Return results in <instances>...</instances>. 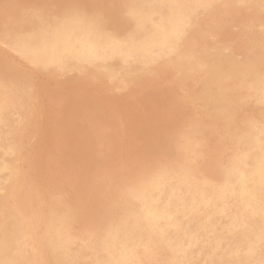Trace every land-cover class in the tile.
<instances>
[{"label":"rangeland","instance_id":"obj_1","mask_svg":"<svg viewBox=\"0 0 264 264\" xmlns=\"http://www.w3.org/2000/svg\"><path fill=\"white\" fill-rule=\"evenodd\" d=\"M23 2L21 4V2ZM39 1V2H38ZM63 2L62 0H0V79L2 81H0V90L3 91V96L5 98V100L7 101V104L9 106V111L8 114L5 115L3 117V119H5V123H1L0 124V134H3V136L7 139V143L11 146L10 151L12 153H10L9 151V156L6 155L7 153H4L3 151H1L2 149H0V163H2L3 161L7 162L8 165L11 168V174L10 171L5 174H3L0 179V198H4V199H0V212H4L3 214L0 213V218L3 220H0V227L6 228L8 229V232L13 233L16 232L18 223H22L25 226V231L24 234L19 237V246L16 251L19 255H22L21 260L23 259V261L25 262V264H43L45 263H50V264H62V260H80V259H87V258H91V260H97L95 254L99 253L101 254L102 252V242L99 239L98 233L99 230L101 228H103L104 226H106V224H108L109 222H112L111 220H114V215L117 213V211L119 213H122L123 211H125L127 209V207L129 206V204H131V199L130 197H128L126 195V192L129 191L128 189H130L131 191L136 190L138 188V186L136 185V182L139 178H141L142 176H144L145 174L152 172V173H157L159 171L165 170L166 168H168L170 166L171 160H173L174 158H170L167 156H164V152L162 151V148L160 149V146L162 144V140L163 144H166L169 148H171L175 154V159H178L177 161L180 163H185L189 166H193L195 167L196 170V175L200 176L203 175L209 171L212 170H216L218 166L220 167H226L228 164H230L231 158H233L232 154L233 151L231 149V145L226 144V142L222 139V136L224 131L223 130H218L220 129L219 125L216 124V119L214 117H212V115L210 114V111H206V107L205 104L203 105L202 100H197L196 98L199 97V95L202 93L203 91V83L206 80V75L205 73H201V72H192V73H187V74H183L182 72H180V63H182V58L185 56H192L194 58H200L203 56H208L209 58H211V60L213 61L214 59L217 58H228L231 57L232 59H237L238 62L242 63V64H254V65H258V63H264V60L261 61L262 59V49H264V42H262L261 38V34H263L262 36H264V23H261V21L264 20V16H261V12L258 13L259 11L256 10H245L244 9H225L223 7H221V5L225 4L222 1L221 2H212L213 4L217 5V7L215 8H211V9H207L206 11H204L205 9H201L198 13H196V17H197V26L196 28L192 29L186 37V44L184 47V50L177 53L174 56L171 57H166L164 59H162L161 61L154 63L152 66H146V67H140L138 65L131 64L129 66V64H124L121 61H113V62H98V63H94V64H85L80 66V69L78 67V69L75 68L72 69V71L69 70L68 75H65V73L67 74L68 69L65 71V73L63 74V76H58L56 75L55 71L56 69L52 68L50 70V73H42V74H35L33 72V64H31L30 62L28 63V60L26 62V59L24 60L22 57H20V55H18L13 49L11 50V46L17 42H19L20 40L23 39H29L30 36H33L34 34H36L39 29L37 27H35L34 24H22V23H18V18H19V14H21V11L28 6L31 5H35V4H41V3H55V2ZM87 1H89V3H96V1L94 0H84V2L88 3ZM109 1V2H108ZM3 2V3H2ZM41 2V3H40ZM108 3H114V4H126L127 5H131L133 0H107ZM131 2V3H130ZM238 2V1H237ZM237 2H233V3H237ZM250 2L256 3L258 4L259 1L258 0H250ZM19 3V4H18ZM5 5H8V8H5ZM15 5V6H14ZM18 5H20V7H18ZM13 6V7H12ZM22 6V7H21ZM24 6V7H23ZM15 7V8H14ZM22 8V9H21ZM13 9H17L16 11ZM11 10V11H10ZM21 10V11H20ZM218 10V11H217ZM223 10V11H222ZM225 10V11H224ZM249 11V12H247ZM257 11V12H256ZM19 12V13H18ZM245 12V13H244ZM257 14H256V13ZM5 13H9L8 15ZM201 13V14H200ZM224 13V14H223ZM241 14L240 16L238 14ZM249 13V14H248ZM254 13L256 16H258V18L262 19H257L254 16ZM13 14V15H12ZM18 14V15H17ZM231 14V15H230ZM237 14V15H236ZM259 14L261 17H259ZM194 15V16H195ZM200 15V16H199ZM230 15V16H229ZM242 15L245 17L242 18ZM248 15V16H247ZM252 16V19L250 16ZM199 16V18H198ZM234 16V17H233ZM17 17V18H16ZM237 17V18H236ZM240 17V18H239ZM249 17V18H248ZM16 18V20H15ZM205 18V19H204ZM239 18V19H238ZM254 18V19H253ZM11 19H13L11 21ZM73 18H68L66 19V21H69ZM80 19H84V18H80ZM233 19V20H232ZM249 19V20H248ZM205 20V21H204ZM235 20V21H234ZM239 22V24L237 23V21ZM240 20L243 22H240ZM260 20V21H259ZM8 21V22H7ZM86 23H90L88 20L84 19L83 20ZM211 21V22H210ZM230 21V22H229ZM234 21V22H233ZM248 22L249 23V27H248ZM255 24H254V23ZM257 22V23H256ZM264 22V21H263ZM214 27H213V25ZM215 23V24H214ZM231 23V24H230ZM237 23V24H236ZM4 24V25H3ZM229 24V26H228ZM236 24V25H235ZM244 29L243 28V26ZM263 24V25H261ZM19 25V26H18ZM235 25V26H232ZM241 28V31L239 26ZM253 25V26H252ZM256 25L258 27H256ZM261 25V26H260ZM25 26V27H24ZM212 26V27H211ZM216 26V27H215ZM226 28H225V27ZM238 26V27H236ZM242 26V27H241ZM2 27V28H1ZM16 27V28H15ZM221 27V28H219ZM230 27V28H229ZM14 28V30L12 29ZM56 28V27H55ZM213 28V30H212ZM243 28V29H242ZM255 28V29H254ZM257 28V29H256ZM263 29V30H260ZM54 29V28H53ZM52 29V30H53ZM211 29V30H210ZM217 29H220L217 30ZM225 29V30H224ZM228 29V30H227ZM235 29V30H234ZM238 29V30H237ZM251 31V33L249 32V30ZM5 30V31H3ZM11 30V31H10ZM37 30V31H35ZM206 30V31H205ZM223 30V32H222ZM245 30V32H244ZM247 30V33H246ZM254 30V31H252ZM259 30V31H258ZM18 31V33H17ZM197 31V32H196ZM202 31H204L202 33ZM226 31V32H225ZM230 31V32H228ZM232 31V32H231ZM234 31V32H233ZM237 33H236V32ZM31 34H30V33ZM33 32V34H32ZM193 32V34H192ZM228 32V33H227ZM239 32V34H238ZM3 33V34H2ZM29 36H27L26 34ZM218 33V34H217ZM223 33H226L228 36L224 35ZM236 33V34H234ZM241 33V34H240ZM7 34V35H6ZM20 34V35H19ZM206 34V35H205ZM211 34V35H210ZM213 34V35H212ZM216 34V36H215ZM233 36H232V35ZM260 34V35H259ZM26 35V36H25ZM202 35V36H201ZM209 35V36H208ZM223 35V36H222ZM245 35V36H244ZM4 36V38H3ZM13 36V38H12ZM17 36V37H16ZM190 36V38H188ZM212 36H215L214 38ZM220 36V37H219ZM236 36V37H234ZM250 36V38H249ZM254 37L253 39L251 37ZM256 36V37H255ZM258 36V38H257ZM196 37V38H195ZM211 39H210V38ZM224 37V38H222ZM238 37V39H237ZM242 37V38H241ZM222 38V39H221ZM228 38V39H226ZM235 40H233V39ZM2 39V40H1ZM15 41H14V40ZM193 39V40H192ZM196 39V40H195ZM257 39V40H256ZM200 40V41H199ZM218 40V41H217ZM223 40V42H222ZM233 40V41H232ZM241 40V41H240ZM251 40V41H249ZM254 42H253V41ZM14 41V42H13ZM194 41L196 43H194ZM211 41V42H210ZM213 41V42H212ZM217 41V42H215ZM238 41V42H237ZM239 41L241 43H239ZM257 43H256V42ZM6 42V43H5ZM193 42V43H192ZM198 42V43H197ZM253 42V43H252ZM13 43V44H12ZM209 43V44H208ZM211 43V44H210ZM214 43V44H213ZM243 43V45H241ZM261 43V45H260ZM197 46H196V45ZM204 44V45H203ZM255 44V45H254ZM11 45V46H10ZM223 45V46H221ZM229 45V46H228ZM235 45V46H234ZM249 45V46H248ZM4 48H3V47ZM8 46V47H7ZM203 46V49L202 47ZM216 46V48H215ZM219 46V47H218ZM225 46V47H224ZM246 46V48H245ZM252 46V47H250ZM6 47V48H5ZM197 47L199 49H197ZM257 49H256V48ZM225 48V49H224ZM234 48V49H233ZM219 49V50H218ZM5 50H9L4 52ZM208 50V51H207ZM261 50V52H259ZM189 51V53H188ZM212 51V52H211ZM214 51V52H213ZM220 51H222L220 53ZM236 51V52H235ZM238 51V52H237ZM185 54H183V53ZM208 54H206V53ZM216 52V53H215ZM232 52V53H231ZM247 52V53H246ZM249 52V54H248ZM12 53V54H11ZM181 53V54H180ZM223 53V54H222ZM241 53V54H240ZM254 53V54H252ZM257 53V54H256ZM7 54V55H6ZM16 54V55H15ZM192 54V55H191ZM196 54V55H195ZM239 54V55H238ZM260 54V55H259ZM5 55V56H4ZM180 55V56H179ZM221 55V56H220ZM224 55V56H223ZM254 55V56H253ZM183 56V57H182ZM214 56H218V57H214ZM220 56V57H219ZM242 56V57H241ZM245 56V57H244ZM249 56L250 59H249ZM4 57V59H3ZM15 57V58H14ZM20 57V58H19ZM179 57L178 61L177 58ZM182 57V58H181ZM240 57V58H239ZM19 58V59H18ZM196 58V59H197ZM258 58V59H257ZM244 59V60H243ZM249 59V60H248ZM2 60V61H1ZM13 60V61H12ZM24 60V61H22ZM166 60V61H165ZM236 60V61H237ZM253 60V61H252ZM258 60V61H257ZM177 61V62H176ZM18 63V65H16V63ZM161 62V63H160ZM173 63V67L172 63ZM27 63V64H26ZM176 65H175V64ZM257 63V64H256ZM7 64V66L5 65ZM124 64V65H123ZM162 64V65H161ZM20 65L22 66L20 68ZM26 67H25V66ZM88 65V66H87ZM165 65V66H164ZM167 65V66H166ZM169 65V66H168ZM123 66V67H122ZM128 68H126V67ZM156 66V70L155 67ZM171 66V67H170ZM5 67V68H4ZM7 67V68H6ZM134 67V68H133ZM139 67V68H138ZM151 67V68H149ZM167 67V68H165ZM20 68V69H19ZM30 68V69H29ZM126 68V69H124ZM131 68V70H130ZM138 68V69H135ZM152 69L151 70V74H149V70L147 69ZM159 68V69H157ZM2 69V70H1ZM7 69V71L5 70ZM22 69V70H21ZM28 69V70H27ZM54 69V73H52ZM91 69V70H90ZM96 69V70H95ZM104 69V70H103ZM105 69H106V73H105ZM143 69V70H142ZM154 69V71H153ZM168 69V70H167ZM175 71H172V70ZM30 70V73H29ZM77 70V71H76ZM81 70V71H80ZM95 70V71H94ZM104 73H103V71ZM121 70V71H120ZM135 70V71H134ZM2 71V73H1ZM23 71H25V73H23ZM110 71V73H109ZM117 71H118V75H117ZM146 71H148V74L146 73ZM160 71V74H159ZM29 73V74H28ZM78 73V74H75ZM115 73V74H114ZM142 73V74H141ZM162 73V74H161ZM177 73V74H176ZM7 74V75H6ZM12 74V75H11ZM82 74V75H81ZM94 74V75H93ZM97 74V75H95ZM146 74L148 75V77L146 76ZM159 74V75H158ZM202 74V75H201ZM17 75L18 78L17 79ZM53 75V76H52ZM56 77H55V76ZM65 75V76H64ZM81 77H78V76ZM108 75V76H107ZM133 76V77H127V76ZM142 75V76H141ZM164 75V76H163ZM186 75V76H185ZM43 76V77H40ZM71 76V77H70ZM104 76V77H103ZM183 76V77H182ZM191 76V77H190ZM193 76V77H192ZM5 79H4V78ZM17 79L14 81V79ZM27 77V78H25ZM45 77V78H44ZM54 77V78H53ZM69 77V78H68ZM92 79L93 82H90ZM101 79H100V78ZM127 77V78H126ZM138 77V78H136ZM141 77V78H140ZM142 77L146 78L143 79ZM163 77V79L161 78ZM170 77V79H169ZM12 80H11V79ZM41 78V80H40ZM48 78V80H47ZM81 78V79H80ZM85 78V80H84ZM98 78V79H97ZM113 78V79H112ZM124 78V79H123ZM149 78V79H147ZM178 78V79H177ZM181 78V80H180ZM185 78V79H184ZM11 82H10V80ZM22 79L24 82H21ZM26 79V80H24ZM105 79V81H104ZM121 79V81H120ZM140 79V80H139ZM165 79V80H164ZM175 79V80H174ZM187 79V80H186ZM194 79V80H193ZM200 79V80H199ZM203 79V81H202ZM6 80V81H5ZM65 80V81H64ZM72 80V81H71ZM88 80V81H87ZM97 82H96V81ZM103 80V81H102ZM112 80V81H111ZM115 80V81H113ZM118 80V81H116ZM123 80V81H122ZM130 80V81H129ZM138 80V81H136ZM142 80H145V82L143 83ZM164 80V81H163ZM199 80V81H198ZM26 81V82H25ZM84 83H82V82ZM102 81V82H101ZM127 81V82H126ZM138 82V85L135 83ZM140 81H142V83H139ZM152 81V82H151ZM163 83H162V82ZM202 81V82H201ZM3 82V83H2ZM53 82V83H52ZM117 82V83H116ZM125 82L127 85H125ZM156 82V84H155ZM173 82V84H172ZM186 82V85L185 83ZM2 83V84H1ZM7 83V84H6ZM22 83V84H21ZM26 83V85H25ZM36 83V84H35ZM43 83V84H42ZM75 83V84H74ZM81 83V85H80ZM90 83V84H89ZM94 83V84H92ZM104 83V85H103ZM121 83V86L119 85ZM134 83V85L132 86V84ZM184 85H183V84ZM195 83V84H194ZM9 84V85H8ZM11 84H13L11 86ZM19 84V85H18ZM38 84V89H37V94L34 97V95L30 94L29 92L33 93L32 88L33 85H37ZM89 84V85H86ZM96 84L98 86H96ZM153 84V85H152ZM159 84V85H158ZM182 84V85H181ZM16 86V91H15V87ZM30 85V86H29ZM40 85V86H39ZM64 85V86H63ZM67 85V86H66ZM80 85V87L83 88H78V86ZM94 85V87H93ZM112 85V87H111ZM118 85V87H117ZM131 85V86H130ZM141 85V86H140ZM145 85V86H144ZM157 85V86H155ZM181 85V86H180ZM190 85V87H189ZM196 85V86H195ZM10 86V87H9ZM43 86V87H42ZM57 86V87H56ZM89 86V87H88ZM100 86V87H99ZM125 87L120 88V87ZM138 86V87H137ZM172 86V87H171ZM179 86V89H178ZM197 86H201V88L199 89V87ZM215 85L211 86V91L212 94L214 95V93L216 94L218 91V88L214 87ZM13 87V88H12ZM21 87V89H20ZM23 87V88H22ZM30 87V89H29ZM41 87V90L40 88ZM46 87V88H45ZM61 87V88H60ZM77 87V88H76ZM106 87V89L104 88ZM116 87V88H115ZM160 87V88H159ZM177 87V88H176ZM214 87V88H213ZM3 88V89H2ZM21 91H18V89ZM26 88V89H25ZM55 88V89H54ZM57 88V89H56ZM76 90H75V89ZM92 88V89H91ZM98 88V89H96ZM101 88V89H100ZM108 88V89H107ZM118 88V89H117ZM175 88V89H174ZM194 88V89H193ZM64 89V90H63ZM69 89V90H67ZM72 89V90H71ZM79 89V90H77ZM112 89V90H111ZM114 89V90H113ZM121 89V90H120ZM134 89V90H133ZM140 89H142L140 91ZM149 91H148V90ZM193 89V92H192ZM27 90V91H26ZM47 90V92H46ZM84 90H86L84 92ZM97 93H96V91ZM108 90V91H107ZM161 90V91H160ZM216 90V91H215ZM8 91V92H7ZM23 92L21 95L17 93ZM55 91V92H54ZM88 91L90 93H88ZM107 91V92H106ZM129 91L130 94H129ZM135 91V93H134ZM140 91V92H139ZM148 91V92H147ZM196 91V93H195ZM237 91H241V90H237ZM11 92V95L9 94ZM87 92V93H86ZM103 92V93H102ZM188 92V93H187ZM25 93V95H23ZM58 93V94H57ZM67 93V94H66ZM81 93V94H80ZM93 93V94H92ZM112 93V94H111ZM143 93V94H142ZM177 93V94H176ZM179 93V94H178ZM182 93V94H181ZM184 93V95H183ZM8 96H7V95ZM13 94V95H12ZM15 94V95H14ZM18 94V95H16ZM40 94V95H39ZM50 94V95H49ZM53 94V95H52ZM56 94V95H55ZM74 94V95H73ZM92 96H91V95ZM104 94H106V96H104ZM141 94V96H140ZM148 94V95H147ZM195 94V95H193ZM32 95V96H31ZM39 95V96H38ZM77 95V96H76ZM84 95V96H83ZM90 95V96H89ZM99 95V100H97L96 96ZM123 95V96H121ZM134 95V97H133ZM147 97L149 98H146ZM186 95V96H185ZM192 95V97H191ZM197 95V96H196ZM15 97V96H19V101L17 100V97L11 98V97ZM25 97L22 98V97ZM31 96V97H29ZM49 96V98H48ZM55 96V97H54ZM68 96V97H67ZM71 96V97H70ZM75 96V97H74ZM108 96L110 98H108ZM113 96V97H111ZM184 96V97H183ZM189 96V97H188ZM21 97V98H20ZM67 97V98H66ZM131 97V98H130ZM133 97V98H132ZM151 97V98H150ZM155 97V98H154ZM158 97V98H156ZM186 97V98H185ZM32 100H31V99ZM36 98V99H35ZM43 98V99H42ZM45 98V99H44ZM69 98V99H68ZM71 98V99H70ZM101 98V99H100ZM107 98L108 100H105ZM175 98V99H174ZM183 98V99H182ZM24 99V100H23ZM30 99V101L28 100ZM73 99V100H72ZM77 99V100H76ZM114 99V100H113ZM120 99V100H119ZM132 99V100H131ZM137 99V100H135ZM141 99V100H140ZM152 99V100H151ZM160 99V100H159ZM193 99V100H192ZM11 100V101H10ZM17 100V101H16ZM45 100V101H44ZM58 100V101H57ZM95 100V101H94ZM100 100H102L101 102H99ZM112 102H111V101ZM131 100V102H130ZM177 100V101H175ZM184 100H186L185 102H183ZM195 100V101H194ZM15 101V102H14ZM24 102V107L21 106V103L23 104ZM29 101V102H28ZM47 101V102H46ZM66 101V102H65ZM106 101V103H105ZM136 101H140L141 103H138ZM160 101V102H159ZM190 101V102H189ZM12 102V103H11ZM38 102H40L38 104ZM45 102V105H44ZM56 102V103H55ZM75 102V103H74ZM103 102V103H102ZM111 102V105H110ZM117 105L120 106H116ZM123 102V103H122ZM128 102V103H127ZM194 102V103H193ZM16 103V104H14ZM19 103V104H18ZM29 103V104H27ZM50 103V104H49ZM113 103V106H112ZM126 103V104H124ZM130 103V104H129ZM135 103V104H134ZM145 103V104H142ZM161 103V104H160ZM164 103V104H163ZM181 103V104H179ZM186 103V104H185ZM189 103V104H188ZM191 103V104H190ZM201 103V104H200ZM13 104V105H12ZM33 104V107H32ZM83 104V105H82ZM105 104V105H104ZM114 104H115V108L116 110H114ZM134 104V105H133ZM152 104V107L150 106ZM185 104V105H184ZM200 106H198V105ZM27 105V106H26ZM35 105V107H34ZM64 105V106H63ZM69 105V106H68ZM91 105V106H90ZM96 105V106H95ZM101 105V106H99ZM128 105V106H127ZM131 105V106H129ZM141 107L140 109H143L142 111H145L147 113H145L143 115V112L137 107ZM142 105V106H141ZM179 105V106H178ZM193 107H192V106ZM197 105V106H196ZM14 106V107H12ZM50 106V107H49ZM74 106V107H73ZM104 106V107H103ZM155 106V107H153ZM158 106V107H157ZM190 106V107H189ZM251 106V107H250ZM10 107L12 109H10ZM16 107V108H15ZM43 107V108H42ZM93 107V108H92ZM99 107V108H98ZM145 107V108H144ZM158 109H157V108ZM187 107V108H186ZM193 109H192V108ZM195 107V108H194ZM202 107V108H201ZM255 107V109H254ZM256 104L255 103H251L250 105H248L247 107H243L241 108V112L238 115V121L236 119V125L235 127L238 125L239 127L242 126V123L240 120H244L246 118H252L254 111H257V113H260V111L256 108ZM49 108V109H48ZM76 110H75V109ZM174 108V109H173ZM176 108V109H175ZM181 108V109H180ZM186 108V110H185ZM190 108V109H189ZM198 108V109H197ZM21 110V113L18 110ZM29 109V110H28ZM37 109L38 112H37ZM105 109V110H104ZM146 109V110H145ZM196 109V110H195ZM253 109V110H251ZM13 110H15L13 112ZM35 110V111H34ZM43 110V111H42ZM46 110V111H45ZM57 110V111H56ZM70 110V111H69ZM101 110L103 112V114L101 113ZM120 110V111H119ZM152 110V112H151ZM191 110H193L191 112ZM203 110V111H202ZM249 110V111H248ZM27 111V112H26ZM33 112L36 114H29L30 112ZM40 111V112H39ZM48 111V112H47ZM73 111V112H72ZM182 111V112H181ZM185 111V113H184ZM248 111V112H247ZM12 112V113H11ZM31 112V113H32ZM43 112V113H42ZM47 112V113H46ZM55 112V113H54ZM91 112V114H89ZM117 112L119 114H117ZM156 112V113H155ZM159 112H163V113H159ZM168 114H166V113ZM188 112V113H187ZM194 112V113H193ZM247 112V113H246ZM250 112V113H249ZM25 113V114H24ZM51 113V114H50ZM77 113V114H76ZM142 113V114H140ZM165 113V114H164ZM197 113V114H196ZM39 114V115H38ZM53 114V115H52ZM59 114V115H58ZM150 114V115H149ZM164 114V115H163ZM174 114V115H173ZM186 114H190L189 116ZM201 114V115H200ZM204 114V115H203ZM251 114V115H250ZM13 115V117L11 116ZM21 115V116H20ZM23 115V116H22ZM44 115V116H43ZM48 115V116H47ZM69 115V117H68ZM92 115V116H91ZM101 115V116H100ZM205 116L203 118V116ZM209 115V116H207ZM242 115V116H241ZM244 115V116H243ZM32 116V117H30ZM41 118H40V117ZM52 116V117H50ZM73 116V117H72ZM80 118H79V117ZM97 116V117H96ZM164 116V117H163ZM168 116V117H167ZM181 116V117H179ZM202 116V118H201ZM240 116V117H239ZM15 117H18V119H16ZM22 117V118H21ZM34 117V118H33ZM44 117V118H43ZM76 117V118H75ZM93 117V119H92ZM113 117V118H112ZM139 117V118H137ZM147 119H144L146 118ZM149 117V118H148ZM152 117V118H151ZM157 117V118H156ZM166 117V118H165ZM178 117V118H177ZM195 117V118H194ZM209 117V119H208ZM11 118V119H8ZM21 118V119H19ZM26 118V119H25ZM32 118V119H31ZM37 118V119H35ZM54 120H53V119ZM87 118V119H86ZM91 118V120H90ZM126 118V119H125ZM132 118V119H131ZM201 118V119H200ZM207 118V120H206ZM212 118V119H211ZM41 119V120H40ZM52 119V120H51ZM73 119V120H72ZM102 119V120H101ZM106 119V120H105ZM109 119V121H108ZM117 119V120H116ZM136 119V120H134ZM175 119V121L173 120ZM183 119V120H182ZM187 119V120H186ZM13 122H12V121ZM16 120V122H14ZM21 121V125L23 124L22 122L24 121V124L22 126L19 127V122ZM34 120V121H32ZM37 120V121H36ZM58 120V122H57ZM114 120V121H113ZM143 120V121H142ZM173 120V121H172ZM181 120V121H179ZM198 120V121H197ZM210 120V121H208ZM4 121V120H3ZM27 121V122H26ZM38 121H40L42 125L40 124H36L35 122L38 123ZM50 121V122H49ZM87 121V122H86ZM92 121V122H91ZM122 122L125 124L123 126V124L121 125ZM129 121V123L127 122ZM172 121V122H171ZM193 121V122H192ZM77 123V124H74ZM101 122V123H100ZM10 123V124H9ZM14 123V125H12ZM17 123V125H16ZM31 123V124H30ZM35 123V124H34ZM58 123V124H56ZM62 123V124H61ZM127 123V124H126ZM157 123V124H156ZM160 123V125H159ZM200 125H199V124ZM211 123H215L213 126ZM248 123V122H247ZM246 123V125H248ZM6 124V125H5ZM34 124V128L32 127ZM51 124V125H50ZM55 124V125H54ZM171 124V126H170ZM198 126H197V125ZM205 126V127H203ZM205 124V125H204ZM211 124V125H210ZM241 124V126H240ZM4 127H2V126ZM12 125V127L10 126ZM30 125V126H29ZM40 125V127H39ZM192 125V126H191ZM194 125L196 126V128L194 127ZM216 125V126H215ZM17 129H13L14 127ZM43 128H42V127ZM57 126V128H56ZM59 126V127H58ZM75 126V127H73ZM158 126V128H157ZM167 126V128H166ZM200 126H202L203 128H201ZM209 126V127H208ZM212 128H211V127ZM219 126V127H218ZM237 126V127H238ZM5 127L8 128H12V129H7ZM54 127V128H53ZM96 127V128H95ZM105 127V128H104ZM192 127V128H191ZM194 127V128H193ZM200 127V128H199ZM215 127V128H214ZM236 127V129H237ZM2 128V130H1ZM32 128V130L30 131V129ZM40 128V129H39ZM67 128L69 130H67ZM162 128V129H161ZM177 128V129H176ZM198 128V130H197ZM217 128V129H216ZM25 129V130H24ZM43 129V130H42ZM72 129V130H71ZM154 129V130H153ZM170 129V130H168ZM186 129V130H185ZM193 129V130H192ZM196 129V130H194ZM210 129V130H208ZM214 129V130H213ZM4 130V131H3ZM14 130V131H13ZM18 130V131H17ZM38 130H40L38 132ZM63 130V131H62ZM71 130V131H70ZM76 130V131H75ZM84 132H83V131ZM140 130V131H139ZM153 130V131H152ZM161 130V131H160ZM192 130V131H191ZM213 130V131H212ZM218 130V131H217ZM9 131V132H8ZM22 131V132H21ZM26 131H29L26 133ZM43 131V132H42ZM47 131V132H46ZM65 131V132H64ZM155 131H159L158 133ZM163 131V132H162ZM166 131V132H165ZM170 131V132H169ZM198 131V133L196 134V132ZM209 134H206L207 132ZM215 131V134L213 133ZM241 131V130H239ZM238 130L236 131L237 133L239 132ZM6 132V133H5ZM13 134H12V133ZM25 132V134L23 133ZM31 132V133H30ZM37 132V133H36ZM53 132V133H52ZM56 132V133H55ZM73 132V133H72ZM111 132V135H110ZM168 132V133H167ZM183 134H182V133ZM187 134H185V133ZM190 132V135H189ZM203 132V133H202ZM40 133V134H39ZM42 133V134H41ZM44 133V134H43ZM46 133H48L46 135ZM85 133V134H84ZM146 133V134H145ZM157 133V134H156ZM181 133V134H180ZM212 133V135H211ZM219 133V134H217ZM21 134V135H20ZM28 134V135H27ZM31 134V135H29ZM34 134V135H33ZM73 134V135H72ZM131 134V136L129 135ZM135 134V135H134ZM141 134V135H140ZM156 134V135H155ZM168 139H167V136ZM181 136H180V135ZM185 134V135H184ZM192 134V135H191ZM201 134V136H200ZM24 135L26 136L24 138ZM39 135V136H38ZM40 135H42V137H40ZM45 135V136H44ZM54 135V136H53ZM71 135V136H70ZM81 135V136H79ZM107 135V136H105ZM145 135V136H144ZM158 135V136H157ZM165 135V136H164ZM179 135V136H178ZM183 135V136H182ZM10 136V137H9ZM16 136V138H14ZM36 136V137H34ZM58 136V137H57ZM149 136V137H148ZM153 136L154 139H151ZM157 136V137H156ZM185 136V137H184ZM207 136V137H206ZM212 136V137H211ZM215 136V137H213ZM224 136V135H223ZM9 137V138H8ZM13 137V138H12ZM31 137V139H30ZM34 137V138H33ZM40 137V138H39ZM45 137V138H44ZM49 139H48V138ZM66 137V138H65ZM146 137V138H144ZM162 137V138H161ZM174 137V138H173ZM24 138V139H23ZM44 138V139H43ZM123 138V139H122ZM127 140H126V139ZM139 140H138V139ZM157 138V139H156ZM170 138V139H169ZM186 138V139H184ZM206 138V140L204 139ZM218 138V139H217ZM13 140L12 143H9V141L11 142V140ZM17 139V140H16ZM26 142V147L23 143ZM38 139V140H37ZM51 139V140H50ZM62 142H60V140ZM142 139V140H141ZM167 139V140H166ZM177 139V140H176ZM187 139L190 141H187ZM32 140V141H31ZM37 140V141H36ZM42 140V141H41ZM50 140V142L48 141ZM79 140V141H78ZM102 140V141H101ZM104 140V141H103ZM132 140V141H131ZM141 140V141H140ZM161 140V141H160ZM171 140V141H170ZM186 140V141H185ZM197 142H196V141ZM212 140V141H211ZM22 141V144H21ZM28 141V142H27ZM35 141V142H33ZM70 141V142H69ZM112 141V142H111ZM116 141V143H114ZM130 145H129V142ZM143 141V143H142ZM145 141V142H144ZM158 141V142H157ZM167 141V142H166ZM179 141V142H178ZM184 141V142H183ZM195 143H194V142ZM203 141V142H202ZM15 142V143H14ZM20 142V143H18ZM46 142V143H44ZM49 142V144H48ZM55 142V143H54ZM128 145H126L127 143ZM160 142V143H159ZM171 142V143H170ZM206 142V143H204ZM215 142V143H214ZM220 142V144H219ZM2 141L0 140V148L2 147L1 145ZM18 143V145H17ZM29 143V144H28ZM33 143V144H32ZM176 145H175V144ZM211 143V144H210ZM218 143V144H217ZM15 144V145H14ZM21 144V145H19ZM32 144L30 149V145ZM35 144L37 146H35ZM46 144V145H45ZM51 144H54L53 146ZM66 144V145H65ZM69 144V145H68ZM76 144V145H75ZM123 144V145H122ZM150 144V145H149ZM156 144V145H155ZM158 144V145H157ZM188 144V146L186 145ZM194 144V145H193ZM197 144V145H196ZM39 145V147H38ZM48 145V146H47ZM112 145V146H111ZM171 145V146H169ZM174 145V148H173ZM179 145V147H178ZM196 145V146H195ZM212 145V146H211ZM223 145V147H222ZM229 145V146H228ZM16 146H18V149ZM45 146V147H43ZM70 146V147H69ZM74 146V147H73ZM77 146V148H76ZM105 146V147H104ZM192 148H191V147ZM220 146V147H219ZM43 147V149H42ZM51 150H50V148ZM111 147V148H109ZM125 147V148H124ZM130 147V149H129ZM199 147V148H198ZM206 147V148H205ZM219 147V148H218ZM226 147V148H225ZM27 148V149H26ZM55 148V150H54ZM105 148V149H104ZM114 148V150H113ZM210 148V149H208ZM217 148V149H216ZM225 148V149H224ZM17 149V150H15ZM24 149V150H23ZM29 149V151H28ZM39 149V150H38ZM42 149V151H41ZM46 151H45V150ZM110 149V150H108ZM118 149V150H117ZM134 149V150H133ZM178 149V150H177ZM229 151H228V150ZM25 151L24 154H21ZM49 150V151H48ZM57 150V151H56ZM123 150V151H121ZM151 150V151H150ZM181 150V152H180ZM218 150V151H215ZM14 151V152H13ZM27 151V152H26ZM32 151V152H31ZM35 151V152H33ZM39 151V154H38ZM56 151V153H54ZM79 151V153H78ZM115 151V152H114ZM143 151V152H142ZM160 151V152H159ZM224 151V152H223ZM5 154H3V153ZM19 155H16L17 153ZM31 152V154H30ZM70 152V153H69ZM115 154H114V153ZM124 154H122V153ZM151 152V153H150ZM215 152V153H214ZM220 152V153H217ZM239 152V151H238ZM16 153V154H15ZM25 153L27 154V156L25 155ZM66 153V154H65ZM81 153V154H80ZM130 155H129V154ZM179 153V154H178ZM213 153V154H211ZM222 153V154H221ZM225 153V154H224ZM31 156H30V155ZM46 156H45V155ZM51 154V156H49ZM55 154V156H54ZM64 154V155H63ZM122 154V155H120ZM216 154V155H215ZM16 155V157H15ZM21 155V156H20ZM24 155V161H25V165L23 161V157ZM29 155V157H28ZM33 155V156H32ZM58 155V157H57ZM67 155V156H66ZM157 155V156H154ZM159 155V156H158ZM162 155V156H161ZM186 155V156H185ZM196 155V156H195ZM200 155V156H199ZM3 156H5L4 158H2ZM8 156V157H7ZM12 156V157H11ZM19 156V157H18ZM36 156H38L36 158ZM44 156V157H43ZM48 156V157H47ZM65 156V157H64ZM131 156V158H130ZM150 156V157H149ZM185 156V157H184ZM198 156V158H197ZM204 159H202L201 158ZM215 156V157H214ZM229 156V157H228ZM231 156V157H230ZM13 157H15L14 159L16 160H11ZM22 157V158H21ZM54 160L52 159V158ZM113 157L115 159H113ZM128 159H127V158ZM154 157V158H153ZM167 157V158H166ZM195 157V158H194ZM6 158V159H5ZM9 158V160H8ZM27 158H29L27 160ZM32 158V159H31ZM42 158V159H41ZM46 158V159H45ZM50 158V159H49ZM59 158V160H58ZM77 158V159H76ZM137 158V159H136ZM207 158V159H206ZM221 158V159H220ZM226 158V159H225ZM229 158V159H228ZM4 159V160H3ZM18 159V160H17ZM19 159H22L21 161ZM52 159V161H51ZM64 159V160H63ZM68 159V160H67ZM80 159V161L82 162L80 164V161L78 160ZM149 159V160H148ZM155 159V160H154ZM158 159V160H157ZM165 159V163L164 162ZM180 159V160H179ZM182 159V160H181ZM189 159V160H188ZM192 159V160H190ZM195 159V160H194ZM212 159V160H211ZM41 160V161H40ZM44 162H43V161ZM56 160V161H55ZM72 162H71V161ZM103 160V161H102ZM110 160V161H109ZM153 160V161H152ZM162 163H161V161ZM209 160V161H207ZM211 160V161H210ZM215 160V161H214ZM230 160V161H229ZM13 161V162H11ZM16 161L18 162L16 165ZM37 161V162H36ZM51 161V162H49ZM59 161V162H58ZM66 161V162H65ZM100 163H99V162ZM105 161V162H104ZM133 163H132V162ZM147 161V162H146ZM157 161V162H156ZM160 163H159V162ZM194 161V162H193ZM200 161V162H199ZM203 161V162H202ZM207 163H205V162ZM218 161V162H217ZM224 163H223V162ZM226 161V162H225ZM21 162V164H19ZM28 162V163H26ZM43 162V163H42ZM54 162V163H53ZM113 162V163H112ZM121 162V163H119ZM150 164H149V163ZM189 162V163H188ZM117 166H115L114 165ZM156 163V164H155ZM205 163V164H204ZM20 166H19V165ZM37 164V165H36ZM40 166H39V165ZM43 164V166H42ZM49 164V165H48ZM56 164V165H53ZM168 164V167H167ZM200 164V165H199ZM204 164V165H203ZM14 165V168H13ZM32 165V166H29ZM45 165H47L45 167ZM77 165V166H76ZM90 165V166H89ZM125 165V166H124ZM199 165V166H198ZM207 165V166H206ZM222 165V166H221ZM16 166V167H15ZM24 168H23V167ZM27 166L29 167V169L27 168ZM48 166H50L48 168ZM54 169H53V167ZM75 166V167H74ZM95 166V167H94ZM158 166V167H157ZM215 166V167H214ZM22 167V169L20 170V168ZM33 167V168H32ZM36 167V168H35ZM74 167V168H73ZM78 167V168H77ZM81 167V168H80ZM90 167V169H89ZM106 167V168H105ZM125 169L123 171V169ZM147 167V168H146ZM166 167V168H165ZM210 167V168H209ZM35 168V169H34ZM41 168V169H40ZM45 168L47 170H45ZM69 168V169H68ZM73 168V169H72ZM103 168V169H102ZM120 168V169H119ZM144 168V169H143ZM147 170H146V169ZM150 168V169H149ZM153 168V169H151ZM158 168V169H157ZM199 168V169H198ZM202 168V169H201ZM206 168V169H205ZM39 169V170H38ZM62 169H65L62 170ZM96 169H98V171H96ZM113 169V170H112ZM119 169V170H118ZM122 169V170H121ZM209 169V170H207ZM26 171L25 174L24 171ZM35 170V171H34ZM51 170V171H50ZM54 172H53V171ZM86 170V171H84ZM105 170V171H104ZM157 170V171H155ZM201 170V171H200ZM42 171V172H41ZM57 171V172H56ZM72 171V172H71ZM100 171V172H99ZM107 171V173H105ZM120 171V172H119ZM207 171V172H206ZM16 172V173H15ZM31 174H30V173ZM33 172V173H32ZM49 172V173H48ZM64 172V173H63ZM67 172V173H66ZM76 172V173H75ZM102 172V173H101ZM104 172V173H103ZM201 172V173H200ZM21 173H23L21 175ZM43 173V175H42ZM79 173V174H78ZM87 173V174H86ZM115 173V174H114ZM154 173V174H155ZM18 174V175H16ZM30 176H29V175ZM35 174V175H34ZM45 174V176H44ZM49 174V175H48ZM52 174V175H51ZM67 174V175H66ZM69 174V175H68ZM73 174V175H72ZM78 174V176H77ZM82 174V175H81ZM95 174H99V175H95ZM103 176H102V175ZM134 174V175H133ZM144 174V175H143ZM19 177L18 179L15 177L16 176ZM25 175V176H23ZM33 175V177H32ZM36 175L38 176V178L36 177ZM41 175V176H40ZM53 175H56V178L53 177ZM62 175V176H61ZM85 178H84V176ZM88 175V176H87ZM92 175V176H91ZM95 175V176H94ZM109 175V176H108ZM127 175V176H126ZM130 175V177H129ZM10 176V178H9ZM35 176V177H34ZM68 176V177H67ZM70 176H72L70 178ZM76 178H75V177ZM104 176L106 178H104ZM122 176V177H121ZM24 177H26L25 179H27V181L24 179ZM40 177V178H39ZM47 179H46V178ZM67 177V178H66ZM79 177V178H78ZM111 179H109V178ZM118 177V178H117ZM31 178V180H30ZM36 178V179H35ZM128 178V179H127ZM132 178V179H130ZM8 179V180H6ZM20 179V180H19ZM35 179V180H34ZM69 179V180H68ZM75 179V180H74ZM87 179V180H86ZM91 181H90V180ZM95 179V180H94ZM98 179V180H97ZM127 179V180H124ZM10 180V181H9ZM14 180V181H12ZM18 180V185L15 184L17 183ZM23 180V181H22ZM62 180V181H61ZM71 180V182H70ZM102 180V181H101ZM104 180V182H103ZM122 180V181H121ZM9 181V182H8ZM14 182V184H11L12 182ZM32 184H30V182ZM38 181V182H37ZM43 181V182H42ZM45 181V182H44ZM47 181V182H46ZM49 181V182H48ZM58 181V183L56 182ZM66 183H64V182ZM82 181V182H81ZM86 181V182H85ZM6 182V183H5ZM36 182V183H35ZM61 182V183H60ZM85 182V183H84ZM99 182V184H98ZM101 182V184H100ZM120 182V183H119ZM129 182V183H128ZM26 183V184H25ZM63 183V184H62ZM72 183V184H71ZM87 183V184H86ZM97 186L95 188V186ZM109 184V189H108V185L105 184ZM128 183V184H127ZM11 186H10V185ZM28 184V185H27ZM45 184V185H44ZM49 184V185H48ZM53 184V185H52ZM59 186H57V185ZM65 184V185H64ZM70 184V185H68ZM82 184V185H81ZM124 184V186H123ZM5 185V186H4ZM14 187H13V186ZM19 186V190L18 187ZM30 185V186H29ZM44 187H42V186ZM61 185L64 186V188H61ZM76 185V186H75ZM91 185V186H90ZM112 185V186H111ZM129 185V187L127 186ZM33 186V187H31ZM39 186V187H38ZM51 186V187H50ZM75 186V187H74ZM78 186V187H77ZM84 186V187H82ZM115 186V187H114ZM25 187V188H23ZM66 187V188H65ZM69 189H68V188ZM82 187V188H80ZM93 187V188H90ZM107 187V188H106ZM128 187V188H127ZM131 187V188H130ZM15 188V189H14ZM17 188V189H16ZM48 190H47V189ZM51 188V189H50ZM71 188V189H70ZM104 188V189H103ZM111 188V189H110ZM11 189V190H9ZM26 189V190H25ZM44 189V190H43ZM77 189V190H76ZM92 189V190H91ZM102 189V190H101ZM10 192H8V191ZM33 190L36 192V194H34L35 192H33ZM38 190V192H37ZM68 190V191H67ZM71 190V191H70ZM84 193H82L81 192ZM96 190V191H95ZM7 191V192H6ZM29 191V193H28ZM31 191V192H30ZM39 191L40 194H39ZM44 191V192H43ZM46 191V192H45ZM49 191V192H48ZM77 191V192H76ZM85 191V192H84ZM91 193H90V192ZM102 193H100V192ZM107 191V192H105ZM4 192V193H3ZM16 194H15V193ZM18 192V193H17ZM25 192V193H24ZM33 192V193H32ZM53 192V193H52ZM57 195H54L56 194ZM63 192V193H61ZM73 192V193H72ZM79 192V194H78ZM20 193V194H19ZM115 193V194H114ZM5 194V195H4ZM10 194L9 197L11 196V198L15 197L13 200L10 199L9 197H7ZM53 194V196H52ZM61 194V195H60ZM68 194V195H67ZM82 194V195H81ZM87 194V195H86ZM96 194V196H95ZM98 194V197H97ZM105 194V195H104ZM107 194V195H106ZM7 195V196H6ZM25 195V196H24ZM33 195V196H31ZM36 195V196H34ZM39 195V197H38ZM43 195V196H42ZM71 195V196H70ZM73 195V196H72ZM77 195V198H76ZM91 195V196H89ZM94 195V196H93ZM108 195H114L112 197H109ZM20 196V197H19ZM34 200H32V198ZM42 196V197H41ZM52 196V197H51ZM62 196V197H61ZM83 196V197H82ZM86 196V197H85ZM102 196V198H100ZM106 196V199H105ZM118 196V197H117ZM17 197H19V199H17ZM30 197V199L28 198ZM41 197V198H40ZM54 197V198H53ZM59 197V198H57ZM65 197V199H64ZM115 197V198H114ZM9 198V201H8ZM36 198V199H35ZM50 198V199H48ZM65 200L64 202H62L61 200L58 201L59 199ZM69 200H68V199ZM81 198V199H80ZM94 198L95 201H92ZM100 198V199H99ZM114 198V199H112ZM25 199V201L23 200ZM39 199V201L37 202V200ZM43 199V200H42ZM55 199V201L53 200ZM106 201H105V200ZM6 200V201H5ZM17 200L21 201V204L18 203L17 204ZM83 200V201H82ZM87 200V202H86ZM97 200V201H96ZM116 200H119L116 201ZM26 201L28 203H26ZM49 201V202H48ZM52 203H51V202ZM53 201L55 203H53ZM77 201V203H76ZM128 201V202H127ZM24 202V205H23ZM33 202V203H32ZM40 202V204H39ZM66 202H70L69 204ZM124 202V203H123ZM7 203V204H6ZM31 203V204H30ZM74 203V204H73ZM89 205H88V204ZM96 203L98 205H96ZM101 203V204H100ZM6 204V206H5ZM16 205L17 208H12L11 206ZM39 204V205H37ZM48 204V205H47ZM55 204V205H54ZM61 204V205H60ZM63 204V205H62ZM65 204V206H64ZM70 204H72L70 206ZM93 204H95L93 206ZM124 204V205H122ZM10 205V206H8ZM34 205V207L32 206ZM55 207H54V206ZM113 205V206H112ZM127 205V206H125ZM37 206V207H36ZM47 206H49L47 208ZM53 206V207H52ZM62 206V207H61ZM103 206V207H102ZM106 206V208H105ZM111 206V207H110ZM6 207V210H3V208ZM19 207V208H18ZM24 207V208H23ZM33 207V208H32ZM44 207V208H43ZM69 207V208H68ZM75 207V208H74ZM88 207L94 209V211H92V209L90 210ZM97 207V208H96ZM123 207V208H122ZM125 207V208H124ZM23 208V209H22ZM39 208V209H38ZM52 208V209H51ZM57 208V209H56ZM83 208V210L81 211V209ZM87 209L89 211H84V209ZM100 208V209H99ZM104 210H103V209ZM110 208V209H109ZM116 211H113V209ZM121 208V209H118ZM14 209V211H13ZM61 209V210H60ZM125 209V210H123ZM20 210V213H18V211ZM24 210V211H22ZM28 210V211H27ZM40 210V211H39ZM56 210V212H55ZM66 211L67 216L71 217V215H73L71 218L67 217V219H69L67 221L66 219V226L68 227H63L61 229L60 234L62 235L60 237V234H57L56 236L54 235V230H56L55 228L53 230L52 229V225L55 227V222L57 217H60L59 213H61V211ZM98 210V211H96ZM106 210V211H105ZM36 211V212H35ZM42 211V212H41ZM70 211V212H69ZM78 211V213H77ZM92 211V212H91ZM233 211V209L231 210V212ZM12 212V213H11ZM43 213L41 215V213ZM49 212V213H48ZM52 212H54L52 214ZM112 212H114L115 214H113ZM16 213H18L19 215L22 216H18ZM38 213V214H37ZM40 213V214H39ZM45 213V214H44ZM52 215H51V214ZM69 213V214H68ZM107 213V214H105ZM110 213V215H109ZM6 214V215H5ZM11 214V215H10ZM31 216H30V215ZM79 216L77 217L76 216ZM105 217H104V215ZM112 215V218L109 217ZM3 215V216H1ZM9 215V216H8ZM34 215V217H33ZM41 215V216H40ZM44 215V216H43ZM47 215V216H46ZM57 215V216H56ZM84 215V216H82ZM86 215L88 217H86ZM7 216V217H6ZM46 216V217H45ZM53 216V217H52ZM92 216V217H91ZM100 216V217H97ZM9 217V218H8ZM25 217V218H23ZM31 217V218H30ZM41 217V218H40ZM52 217V218H51ZM56 219H55V218ZM8 218V219H7ZM11 218V219H10ZM48 218V219H47ZM99 221H98V219ZM103 218V219H102ZM107 218V219H106ZM27 219V220H25ZM53 219V220H52ZM78 221H77V220ZM80 219V220H79ZM84 219V220H82ZM92 219V220H91ZM107 222H106V220ZM14 220V221H13ZM40 222H39V221ZM52 222H51V221ZM73 220V222L71 221ZM91 220V221H90ZM3 221L7 222V223H3ZM24 221V222H23ZM49 223H48V222ZM97 224H96V222ZM104 221V222H103ZM70 222V224H69ZM77 222H80L79 224H77ZM85 222V223H84ZM95 222V223H94ZM106 222V223H105ZM2 223V224H1ZM37 223V224H35ZM41 223V224H40ZM48 223V224H47ZM50 223H52L50 225ZM82 223V224H81ZM89 223V224H88ZM75 224V225H74ZM81 224V225H80ZM98 225L99 227L97 228L96 225ZM105 224V225H104ZM4 225V226H3ZM31 225V226H30ZM38 225V226H37ZM49 225V226H48ZM88 225V226H87ZM71 226H74L72 228H70ZM87 226V227H86ZM96 228H95V227ZM32 227V228H31ZM44 227V228H42ZM46 227V228H45ZM90 227V228H89ZM93 227V228H92ZM0 228V230L2 231V229ZM37 228V229H36ZM42 228V229H41ZM49 228V229H48ZM66 230H65V229ZM16 229V231H15ZM29 229V231H28ZM82 229V230H81ZM98 230V233L97 230ZM36 230V231H35ZM40 230V232L38 231ZM45 230V231H44ZM79 232H78V231ZM86 230V231H85ZM90 230V232H89ZM0 231V232H1ZM31 231V232H30ZM50 231L52 232L53 236L50 233ZM66 231V232H65ZM77 231V233H75ZM93 234L90 236L88 235V233H92ZM30 232V233H29ZM40 234H38V233ZM82 232V233H81ZM42 233V234H41ZM50 233V235H49ZM67 233V234H66ZM79 233V234H78ZM82 234V235H81ZM85 234V235H84ZM87 234V235H86ZM97 234V235H96ZM28 235H30L28 237ZM41 235V236H39ZM59 235V236H58ZM65 235V236H64ZM44 236V237H43ZM77 236V237H76ZM82 236V237H81ZM98 236V238L96 237ZM48 237V238H47ZM55 237V238H54ZM59 237V238H58ZM79 237V238H78ZM95 237V239H94ZM27 238V239H25ZM37 238V239H36ZM43 240H42V239ZM47 238V239H46ZM51 238V239H50ZM54 238V239H52ZM57 238V239H56ZM22 239V241H20ZM30 239V240H29ZM82 239V241H81ZM85 239V240H83ZM89 239V242H88ZM29 243H28V241ZM33 240V241H32ZM37 240V243H36ZM58 240V241H57ZM32 241V243H31ZM93 241V242H92ZM22 242V243H21ZM53 242V243H52ZM71 242V243H70ZM81 242V243H80ZM86 242V243H83ZM101 242V243H100ZM35 243V244H34ZM39 243V244H38ZM49 243V244H48ZM75 243V244H74ZM93 243V244H92ZM26 244V246H25ZM36 246H34V245ZM57 245V246H54ZM70 244V246H69ZM86 244V245H85ZM97 244V245H96ZM40 245L42 247V249L40 248ZM62 247H61V246ZM64 245V246H63ZM67 245V246H66ZM76 245V246H75ZM24 246V247H23ZM75 246V248H73ZM83 248H81V247ZM86 246V247H85ZM26 247V248H25ZM28 247V248H27ZM37 247V248H36ZM52 247V248H51ZM64 247V248H63ZM88 247V248H87ZM92 249H91V248ZM33 251L35 249V251ZM61 250H60V249ZM67 249V251H65V249ZM91 252H90V250ZM93 248H97V249H93ZM101 248V249H100ZM26 249V251H25ZM38 249V250H37ZM40 249V250H39ZM49 249V250H48ZM76 252V255L74 250ZM81 249V250H80ZM19 250V252H18ZM45 252H44V251ZM56 250V251H55ZM93 250V251H92ZM21 251V253H20ZM39 251L42 254H40V259L39 256L37 255ZM52 251V252H51ZM70 251V253H69ZM79 251V252H78ZM88 253H87V252ZM100 251V252H98ZM50 252V254L48 253ZM66 252V253H65ZM81 252V253H80ZM84 252V254H83ZM33 253V254H30ZM37 253V254H36ZM64 253V254H63ZM73 253V254H72ZM30 254V255H29ZM63 254V255H61ZM70 254V255H68ZM81 254V255H80ZM94 254V255H93ZM27 255V256H25ZM35 255V256H34ZM47 255V256H46ZM58 255V256H57ZM91 255V257H90ZM42 256V257H41ZM49 256V257H48ZM61 256V257H60ZM78 256V257H77ZM94 256V257H93ZM28 257V258H27ZM38 257V259H37ZM76 257V258H75ZM87 257V258H86ZM48 259V262H46V260L43 259ZM52 258H54V260H52ZM80 258V259H79ZM28 259V260H26ZM42 259V260H41ZM59 260V261H58ZM64 260V261H65ZM161 261L165 260L164 257H162V259H160ZM40 261V262H39ZM44 263V264H45Z\"/></svg>","mask_w":264,"mask_h":264},{"label":"bare ground","instance_id":"obj_2","mask_svg":"<svg viewBox=\"0 0 264 264\" xmlns=\"http://www.w3.org/2000/svg\"><path fill=\"white\" fill-rule=\"evenodd\" d=\"M8 1V0H7ZM46 1V0H45ZM63 1V0H62ZM92 1V0H91ZM96 1V0H94ZM129 1V0H128ZM223 2V3H233V2H237L238 0H133L132 4L131 5H139V4H144V3H180V4H188V5H197V4H204V3H212V2ZM254 1V0H253ZM259 1V0H258ZM21 2V1H20ZM39 2V1H38ZM61 2V1H60ZM89 3V1H87ZM109 2V1H108ZM1 3V2H0ZM3 3V2H2ZM23 2H21L22 4ZM41 3V2H40ZM45 3V2H44ZM86 3V2H85ZM131 3V2H130ZM253 3V2H252ZM19 4V3H18ZM128 4V3H126ZM15 6V5H14ZM13 7V6H12ZM18 7H20V5H18ZM22 7V6H21ZM24 7V6H23ZM15 8V7H14ZM22 9V8H21ZM201 9H205V8H194V7H189V8H185V9H179V10H164V11H161V10H157V9H144L142 10L143 11V14L147 17V19L144 20V22L141 24V25H137L135 20L130 18V17H125L124 18V21L123 22H114L113 24H111V26L109 27V32L112 33V39H109L107 37H104L100 34H98L96 31L93 30L92 26L90 23H86L84 22L82 19L80 18H73L69 21H63L59 26H57L56 28H54L53 30L52 29H47V28H43V29H39V31L34 34L33 36H30L29 39H23V40H20L19 42L13 44L11 47V50L13 49L18 55H20V57H22L24 60L26 59V62L28 60V63L30 62L31 64H34L36 62H44V61H48V62H55V61H58L59 59L63 58L64 61H65V66H66V69H68L67 71V74L65 73V75H68L70 74L69 73V70L72 71V69L75 70L78 69V67L80 68V66L82 65H85V64H94V63H98V62H113V61H121L122 63L124 64H129V66L131 64H134L135 65H138L140 67H146V66H149V65H153L154 63H157L159 61H161L162 59L166 58V57H171V56H174L176 55L177 53L181 52L184 50V47H185V38L183 39L182 42H179L178 41V35L184 30V27H185V24H186V20L188 17L190 16H194L196 13H198ZM13 10H17V9H13ZM207 9H205L204 11H206ZM239 10V9H238ZM256 10V9H255ZM259 11V9H257ZM11 11V10H10ZM21 11V10H20ZM218 11V10H217ZM223 11V10H222ZM225 11V10H224ZM245 11V9H244ZM201 12V11H200ZM246 12V11H245ZM244 12V13H245ZM249 12V11H247ZM257 12V11H256ZM255 12V13H256ZM19 13V12H18ZM254 13V16L257 18V19H260L258 18V16H256ZM260 13V11L258 12ZM7 13H5L6 15ZM9 14V13H8ZM7 14V15H8ZM201 14V13H200ZM224 14V13H223ZM249 14V13H248ZM257 14V13H256ZM13 15V14H12ZM18 15V14H17ZM20 15V14H19ZM231 15V14H230ZM229 15V16H230ZM237 15V14H236ZM239 16L241 15L240 13L238 14ZM196 16V15H195ZM200 16V15H199ZM198 16V18H199ZM248 16V15H247ZM250 16V15H249ZM262 16V15H261ZM260 14H259V17H261ZM234 17V16H233ZM243 15H242V18L240 19H243ZM251 19H252V16H250ZM17 18V17H16ZM15 18V20H16ZM237 18V17H236ZM238 18V19H239ZM249 18V17H248ZM1 19V18H0ZM70 19V18H69ZM205 19V18H204ZM245 19V17H244ZM254 19V18H253ZM262 19V17H261ZM260 19V20H261ZM2 20V19H1ZM13 19H11L12 21ZM87 20V19H86ZM233 20V19H232ZM249 20V19H248ZM259 20V21H260ZM263 20V19H262ZM205 21V20H204ZM235 21V20H234ZM233 21V22H234ZM237 21V20H236ZM239 21V20H238ZM237 21V23L239 24V22ZM264 21V20H263ZM263 21H261V23H264ZM8 22V21H7ZM211 22V21H210ZM230 22V21H229ZM240 22H242L240 20ZM19 23V22H18ZM236 23V24H237ZM243 23V22H242ZM249 23L251 22H248V27L250 26ZM254 23V22H253ZM257 23V22H256ZM31 24V23H30ZM215 24V23H214ZM231 24V23H230ZM235 24V25H236ZM255 24V23H254ZM4 25V24H3ZM27 25V24H26ZM29 25V24H28ZM213 25V23H212ZM235 25H232V26H235ZM263 25V24H261ZM260 25V26H261ZM19 26V25H18ZM229 26V24H228ZM239 26V25H238ZM236 26V27H238ZM243 26V24H242ZM241 26V27H242ZM253 26V25H252ZM259 26V25H258ZM256 25V27H258ZM25 27V26H24ZM36 27V26H35ZM212 27V26H211ZM214 27V25H213ZM216 27V26H215ZM225 27V26H224ZM227 27V26H226ZM225 27V28H226ZM264 27V25H263ZM2 28V27H1ZM16 28V27H15ZM221 28V27H219ZM228 28V27H227ZM230 28V27H229ZM240 28V26H239ZM244 28V26H243ZM242 28V29H243ZM247 28V27H246ZM244 28V29H246ZM14 30V28H12ZM255 29V28H254ZM257 29V28H256ZM211 30V29H210ZM213 30V28H212ZM220 31V29H217ZM225 30V29H224ZM228 30V29H227ZM235 30V29H234ZM238 30V29H237ZM249 30V29H248ZM260 30H263L260 28ZM5 31V30H3ZM11 31V30H10ZM37 31V30H35ZM206 31V30H205ZM241 31V28L240 30ZM254 31V30H252ZM259 31V30H258ZM2 32V31H0ZM6 32V31H5ZM197 32V31H196ZM204 31H202L203 33ZM223 32V30H222ZM226 32V31H225ZM230 32V31H228ZM227 32V33H228ZM232 32V31H231ZM234 32V31H233ZM236 32V31H235ZM242 32V31H241ZM245 32V30H244ZM249 32L251 33V31L249 30ZM18 33V31H17ZM30 33V32H29ZM237 33V32H236ZM234 33V34H236ZM246 33H247V30H246ZM3 34V33H2ZM26 34V33H25ZM31 34V33H30ZM33 34V32H32ZM190 34V33H189ZM193 34V32H192ZM218 34V33H217ZM224 35L228 36L226 33H223ZM239 34V32H238ZM241 34V33H240ZM7 35V34H6ZM20 35V34H19ZM27 35V34H26ZM25 35V36H26ZM206 35V34H205ZM211 35V34H210ZM213 35V34H212ZM232 35V34H231ZM260 35V34H259ZM263 34H261V38L262 39V42H264V36H262ZM28 36V35H27ZM202 36V35H201ZM209 36V35H208ZM216 36V34H215ZM215 36H212L213 38ZM223 36V35H222ZM233 36V35H232ZM245 36V35H244ZM17 37V36H16ZM29 37V36H28ZM220 37V36H219ZM236 37V36H234ZM256 37V36H255ZM4 38V36H3ZM13 38V36H12ZM190 38V36L188 37ZM196 38V37H195ZM210 38V37H209ZM224 38V37H222ZM221 38V39H222ZM242 38V37H241ZM250 38V36H249ZM252 39L254 38L253 36L251 37ZM258 38V36H257ZM211 39V38H210ZM228 39V38H226ZM233 39V38H232ZM238 39V37H237ZM2 40V39H1ZM14 40V39H13ZM193 40V39H192ZM196 40V39H195ZM235 40V39H233ZM232 40V41H233ZM254 40V39H253ZM252 40V41H253ZM257 40V39H256ZM15 41V40H14ZM13 41V42H14ZM200 41V40H199ZM218 41V40H217ZM215 41V42H217ZM241 41V40H240ZM239 41V43H241ZM251 41V40H249ZM211 42V41H210ZM213 42V41H212ZM223 42V40H222ZM238 42V41H237ZM254 42V41H253ZM252 42V43H253ZM256 42V41H255ZM6 43V42H5ZM193 43V42H192ZM194 43H196L194 41ZM198 43V42H197ZM257 43V42H256ZM209 44V43H208ZM211 44V43H210ZM214 44V43H213ZM196 45V44H195ZM204 45V44H203ZM243 45V43L241 44ZM255 45V44H254ZM261 45V43H260ZM197 46V45H196ZM223 46V45H221ZM229 46V45H228ZM235 46V45H234ZM249 46V45H248ZM3 47V46H2ZM8 47V46H7ZM202 49H203V46H201ZM219 47V46H218ZM225 47V46H224ZM252 47V46H250ZM4 48V47H3ZM6 48V47H5ZM216 48V46H215ZM246 48V46H245ZM256 48V47H255ZM264 48V47H263ZM197 49H199L197 47ZM225 49V48H224ZM234 49V48H233ZM257 49V48H256ZM219 50V49H218ZM6 51H9V50H5L4 52ZM208 51V50H207ZM1 52V51H0ZM9 52H12V51H9ZM212 52V51H211ZM214 52V51H213ZM222 51H220L221 53ZM236 52V51H235ZM238 52V51H237ZM261 52V50L259 51ZM13 53V52H12ZM11 53V54H12ZM183 53V52H182ZM189 53V51H188ZM206 53V52H205ZM216 53V52H215ZM232 53V52H231ZM247 53V52H246ZM181 54V53H180ZM185 54V53H183ZM207 54V53H206ZM223 54V53H222ZM241 54V53H240ZM249 54V52H248ZM254 54V53H252ZM257 54V53H256ZM262 54V53H261ZM7 55V54H6ZM16 55V54H15ZM192 55V54H191ZM196 55V54H195ZM208 55V54H207ZM239 55V54H238ZM250 55V54H249ZM260 55V54H259ZM1 56V55H0ZM5 56V55H4ZM180 56V55H179ZM184 56V57H183ZM181 58H182V63H180V72H182L183 74H187L188 72L189 73H192V72H201V73H205L206 75V80L205 82L203 83V91L202 93L199 95V97H197L196 99L197 100H202L203 102V105L205 104L204 107H206V111H210V114L212 115V117H214L216 119V124H218L219 128L218 130H223L224 133L222 136V139L226 142V144H229L231 145V149L230 151H233V158H231V161H230V164H228L226 167H220L218 166L216 170H212V171H209L203 175H200V176H197L196 175V170H195V167L193 166H189L187 164H185L184 162L183 163H180L175 159V154L173 152V150L171 148H169L166 144H163V146L161 147L160 146V149L162 148V151L164 152V156H167V157H170V158H174L173 160H171V163H170V166L168 167V164H167V167L165 170H162L157 172V173H152V172H149L147 174H143L144 176H142L141 178H139L136 182V185L138 186V188L136 190H133L131 191L130 189H128L129 191L126 192V195L128 197H130L131 199V204H129V206L127 207V209H123L125 211H123L122 213H119L117 210V213L115 214L114 212H112L114 215V220L112 219L111 221L112 222H107V218L105 219L106 222L108 224H106V226H104L103 228H101L99 230V233H98V230L96 233H98V236H99V239L101 240L102 242V252L101 254L99 253H96L95 256L97 257L96 259L97 260H101V261H105L106 264H142L143 261L145 260H150V259H155V260H160L162 259V257H164L165 260H171L174 258V251H175V248L177 247V245L181 242V237L175 233V229H174V225L171 221L169 220H162V221H159L157 222L154 217H153V213L156 212L157 209H161L163 208L170 200L175 202V199L177 197H182L184 198L185 200H188V201H196L199 205H206L209 207V210L220 220L223 221V225L224 227H231V226H234V225H237L240 221V219L245 216V215H248L249 213H246L245 211V207L247 204H249L251 202V197L253 195H256L257 197L259 196V190H260V173H259V159H260V144H261V138H262V130H264V91H262V86H261V75H262V68H264V63H261L260 64L258 63V65H254V64H242L240 62H238L237 59H232L231 57H228V58H217V59H214L213 61L211 60V58H209L208 56H203V57H200V58H194L190 55L188 56H185L183 55ZM221 56V55H220ZM219 56V57H220ZM224 56V55H223ZM254 56V55H253ZM19 57V58H20ZM215 58L218 57V56H214ZM242 57V56H241ZM245 57V56H244ZM251 56H249V59H250ZM15 58V57H14ZM18 58V59H19ZM240 58V57H239ZM4 59V57H3ZM179 57L177 58V61H178ZM248 59V60H249ZM258 59V58H257ZM22 60V61H24ZM237 60V61H236ZM244 60V59H243ZM2 61V60H1ZM13 61V60H12ZM166 61V60H165ZM176 61V62H177ZM253 61V60H252ZM258 61V60H257ZM262 61V59H261ZM162 62V61H161ZM160 62V63H161ZM19 62L16 63V65H18ZM172 63V62H171ZM27 64V63H26ZM123 64V65H124ZM175 64V63H174ZM257 64V63H256ZM7 66V64H5ZM151 65V66H152ZM162 65V64H161ZM176 65V64H175ZM25 66V65H24ZM88 66V65H87ZM128 66V67H129ZM165 66V65H164ZM167 66V65H166ZM169 66V65H168ZM172 66H173V63H172ZM22 66L20 65V68ZM26 67V66H25ZM83 67V66H82ZM81 67V68H82ZM123 67V66H122ZM126 67V66H125ZM126 67V68H128ZM171 67V66H170ZM174 67V66H173ZM1 68V67H0ZM5 68V67H4ZM7 68V67H6ZM19 68V69H20ZM54 69L55 66L53 64V67ZM80 68V69H81ZM124 68V69H126ZM134 68V67H133ZM139 68V67H138ZM138 68H135V69H138ZM151 68V67H149ZM147 69L149 70V74H148V71H146V73L148 75L151 74V70L152 69ZM155 70H156V66L154 67ZM167 68V67H165ZM175 68V67H174ZM30 69V68H29ZM54 69L52 71V73H54ZM159 69V68H157ZM2 70V69H1ZM7 71V69H5ZM22 70V69H21ZM28 70V69H27ZM83 70V68H82ZM91 70V69H90ZM96 70V69H95ZM94 70V71H95ZM104 70V69H103ZM102 70V71H103ZM131 70V68H130ZM139 70V69H138ZM143 70V69H142ZM168 70V69H167ZM172 70V69H171ZM77 71V70H76ZM81 71V70H80ZM121 71V70H120ZM135 71V70H134ZM154 71V69H153ZM172 71H175V70H172ZM2 73V71H1ZM23 73H25V71H23ZM29 73H30V70H29ZM28 73V74H29ZM50 73V72H49ZM56 73V71H55ZM54 73V74H55ZM104 73V71H103ZM110 73V71H109ZM75 74H78V73H75ZM104 74H107L106 73V69H105V73ZM115 74V73H114ZM142 74V73H141ZM146 74V76L148 77V75ZM159 74H160V71H159ZM158 74V75H159ZM162 74V73H161ZM177 74V73H176ZM7 75V74H6ZM12 75V74H11ZM38 75V74H37ZM64 75V76H65ZM79 75V74H78ZM77 75V76H78ZM82 75V74H81ZM94 75V74H93ZM97 75V74H95ZM117 75H118V71H117ZM202 75V74H201ZM53 76V75H52ZM55 76V75H54ZM63 76V75H62ZM69 76V75H68ZM108 76V75H107ZM127 76V75H126ZM130 76V75H129ZM127 76V77H129ZM142 76V75H141ZM164 76V75H163ZM186 76V75H185ZM40 77H43V76H40ZM56 77V76H55ZM71 77V76H70ZM78 77H81V76H78ZM104 77V76H103ZM126 77V78H127ZM130 77H133V76H130ZM183 77V76H182ZM191 77V76H190ZM193 77V76H192ZM1 78V77H0ZM4 78V77H3ZM27 78V77H25ZM45 78V77H44ZM54 78V77H53ZM69 78V77H68ZM82 78V77H81ZM80 78V79H81ZM100 78V77H99ZM138 78V77H136ZM141 78V77H140ZM143 79H146L144 77H142ZM163 79V77H161ZM5 79V78H4ZM11 79V78H10ZM9 79V80H10ZM14 79V77H13ZM17 79L18 78V75H17ZM17 79H14L17 80ZM90 79V77H89ZM98 79V78H97ZM101 79V78H100ZM113 79V78H112ZM124 79V78H123ZM149 79V78H147ZM170 79V77H169ZM178 79V78H177ZM185 79V78H184ZM12 80V79H11ZM10 80V82H11ZM22 80V79H20ZM26 80V79H24ZM41 80V78H40ZM48 80V78H47ZM85 80V78H84ZM91 81L90 82H93L92 79H90ZM140 80V79H139ZM150 80V79H149ZM165 80V79H164ZM163 80V81H164ZM175 80V79H174ZM181 80V78H180ZM187 80V79H186ZM194 80V79H193ZM200 80V79H199ZM198 80V81H199ZM0 81H2L0 79ZM6 81V80H5ZM65 81V80H64ZM72 81V80H71ZM88 81V80H87ZM96 81V80H95ZM98 81V80H97ZM96 81V82H97ZM103 81V80H102ZM101 81V82H102ZM105 81V79H104ZM112 81V80H111ZM115 81V80H113ZM118 81V80H116ZM121 81V79H120ZM123 81V80H122ZM130 81V80H129ZM138 81V80H136ZM135 81V83H136ZM143 83L145 82V80H142ZM142 81H140L139 83H142ZM203 81V79H202ZM201 81V82H202ZM21 82H24L23 80ZM26 82V81H25ZM82 82V81H81ZM85 82V81H84ZM82 82V83H84ZM127 82V81H126ZM125 82V85H127ZM152 82V81H151ZM162 82V81H161ZM3 83V82H2ZM1 83V84H2ZM53 83V82H52ZM117 83V82H116ZM163 83V82H162ZM185 85H186V82H184ZM7 84V83H6ZM22 84V83H21ZM36 84V83H35ZM43 84V83H42ZM75 84V83H74ZM90 84V83H89ZM89 84H86V85H89ZM94 84V83H92ZM138 85V82L136 83ZM156 84V82H155ZM173 84V82H172ZM183 84V83H182ZM181 84V85H182ZM195 84V83H194ZM9 85V84H8ZM13 84H11L12 86ZM19 85V84H18ZM26 85V83H25ZM81 85V83H80ZM80 85L78 86V88L80 87ZM104 85V83H103ZM121 86V83L119 84ZM134 85V83L132 84V86ZM153 85V84H152ZM159 85V84H158ZM174 85V84H173ZM180 85V86H181ZM184 85V84H183ZM212 85H215L214 87L218 88V92L214 95L212 94V91H211V86ZM30 86V85H29ZM38 86V84H37ZM40 86V85H39ZM64 86V85H63ZM67 86V85H66ZM96 86H98L96 84ZM119 86V87H120ZM131 86V85H130ZM135 86V85H134ZM139 86V85H138ZM137 86V87H138ZM141 86V85H140ZM145 86V85H144ZM157 86V85H155ZM196 86V85H195ZM1 87V86H0ZM10 87V86H9ZM14 89L16 91V86L14 85ZM43 87V86H42ZM57 87V86H56ZM89 87V86H88ZM94 87V85H93ZM100 87V86H99ZM112 87V85H111ZM118 87V85H117ZM172 87V86H171ZM190 87V85H189ZM199 87V86H197ZM213 87V88H214ZM13 88V87H12ZM23 88V87H22ZM40 90H41V87H39ZM46 88V87H45ZM61 88V87H60ZM77 88V87H76ZM80 88H83V87H80ZM95 88V87H94ZM106 89V87H104ZM116 88V87H115ZM122 88V87H120ZM125 88V87H123ZM122 88V90H123ZM160 88V87H159ZM177 88V87H176ZM201 88V86L199 87V89ZM3 89V88H2ZM18 89V88H17ZM21 89V87H20ZM26 89V88H25ZM30 89V87H29ZM38 89V88H37ZM55 89V88H54ZM57 89V88H56ZM75 89V88H74ZM92 89V88H91ZM98 89V88H96ZM101 89V88H100ZM108 89V88H107ZM118 89V88H117ZM126 89V88H125ZM124 89V90H125ZM175 89V88H174ZM178 89H179V86H178ZM194 89V88H193ZM193 89H192V92H193ZM39 90V89H38ZM64 90V89H63ZM69 90V89H67ZM72 90V89H71ZM76 90V89H75ZM79 90V89H77ZM112 90V89H111ZM114 90V89H113ZM121 90V89H120ZM123 90V91H124ZM134 90V89H133ZM142 89H140L141 91ZM148 90V89H147ZM150 90V89H149ZM148 90V91H149ZM237 90H241V91H237ZM18 91H21L18 89ZM17 91V93H18ZM27 91V90H26ZM86 90H84L85 92ZM96 91V90H95ZM108 91V90H107ZM106 91V92H107ZM139 91V92H140ZM147 91V92H148ZM151 91V90H150ZM161 91V90H160ZM216 91V90H215ZM8 92V91H7ZM47 92V90H46ZM55 92V91H54ZM131 91H129V94H130ZM142 92V91H141ZM23 92H21L22 94ZM30 94L33 95V93L29 92ZM87 93V92H86ZM88 93H90L88 91ZM97 93V91H96ZM103 93V92H102ZM135 93V91H134ZM188 93V92H187ZM196 93V91H195ZM11 95V92L9 93ZM8 94V95H9ZM20 94V93H18ZM16 94V95H18ZM20 94V95H21ZM58 94V93H57ZM67 94V93H66ZM81 94V93H80ZM93 94V93H92ZM112 94V93H111ZM143 94V93H142ZM177 94V93H176ZM179 94V93H178ZM182 94V93H181ZM7 95V94H6ZM7 95V96H8ZM13 95V94H12ZM15 95V94H14ZM25 95V93L23 94ZM31 95V96H32ZM40 95V94H39ZM38 95V96H39ZM50 95V94H49ZM53 95V94H52ZM56 95V94H55ZM74 95V94H73ZM91 95V94H90ZM89 95V96H90ZM148 95V94H147ZM146 95V98H149L147 97ZM184 95V93H183ZM195 95V94H193ZM29 96V97H31ZM36 96V95H35ZM34 96V97H35ZM77 96V95H76ZM84 96V95H83ZM92 96V95H91ZM104 96H106V94H104ZM123 96V95H121ZM141 96V94H140ZM186 96V95H185ZM197 96V95H196ZM17 96L15 97H11V98H16ZM22 97V96H21ZM20 97V98H21ZM55 97V96H54ZM68 97V96H67ZM66 97V98H67ZM71 97V96H70ZM75 97V96H74ZM99 98V95L96 96V98ZM107 97V96H106ZM113 97V96H111ZM134 97V95H133ZM132 97V98H133ZM184 97V96H183ZM189 97V96H188ZM192 97V95H191ZM19 96L17 97V100L18 102L20 103L19 101ZM25 99V97H22ZM49 98V96H48ZM97 98L96 101H98L99 99ZM108 98H110L108 96ZM131 98V97H130ZM151 98V97H150ZM155 98V97H154ZM158 98V97H156ZM186 98V97H185ZM193 98V97H192ZM23 99V100H24ZM31 99V98H30ZM30 99H28L30 101ZM33 99V98H32ZM31 99V100H32ZM36 99V98H35ZM43 99V98H42ZM45 99V98H44ZM69 99V98H68ZM71 99V98H70ZM101 99V98H100ZM105 99V98H104ZM175 99V98H174ZM183 99V98H182ZM16 100V101H17ZM73 100V99H72ZM77 100V99H76ZM105 100H108L107 98ZM114 100V99H113ZM120 100V99H119ZM132 100V99H131ZM130 100V102H131ZM137 100V99H135ZM141 100V99H140ZM152 100V99H151ZM160 100V99H159ZM193 100V99H192ZM11 101V100H10ZM28 101V102H29ZM45 101V100H44ZM58 101V100H57ZM95 101V100H94ZM102 100H100L99 102H101ZM111 101V100H110ZM177 101V100H175ZM186 100H184L183 102H185ZM195 101V100H194ZM15 102V101H14ZM23 102V101H22ZM47 102V101H46ZM66 102V101H65ZM112 102V101H111ZM111 102H110V105H111ZM138 102V101H136ZM160 102V101H159ZM187 102V101H186ZM190 102V101H189ZM12 103V102H11ZM18 103V104H19ZM40 102H38L39 104ZM56 103V102H55ZM75 103V102H74ZM103 103V102H102ZM106 103V101H105ZM116 103V102H115ZM123 103V102H122ZM128 103V102H127ZM138 103H141L140 101ZM194 103V102H193ZM251 103H255L256 104V108L260 111V113H257V111H254V114H253V117L252 118H246V119H242L240 120L241 123H242V126L240 124L241 127H235L236 125V119L238 118V115L240 114V110L241 108H245L247 107L248 105H250ZM16 104V103H14ZM29 104V103H27ZM50 104V103H49ZM126 104V103H124ZM130 104V103H129ZM135 104V103H134ZM133 104V105H134ZM142 104H145V103H142ZM161 104V103H160ZM164 104V103H163ZM181 104V103H179ZM186 104V103H185ZM184 104V105H185ZM189 104V103H188ZM191 104V103H190ZM201 104V103H200ZM13 105V104H12ZM24 105V102L23 104L21 103V106ZM44 105H45V102H44ZM83 105V104H82ZM105 105V104H104ZM198 105V104H197ZM196 105V106H197ZM27 106V105H26ZM64 106V105H63ZM69 106V105H68ZM91 106V105H90ZM96 106V105H95ZM101 106V105H99ZM112 106H113V103H112ZM116 106H120V105H117L116 103ZM128 106V105H127ZM131 106V105H129ZM142 106V105H141ZM152 107V104L150 105ZM179 106V105H178ZM192 106V105H191ZM200 106V105H198ZM14 107V106H12ZM24 107V106H23ZM32 107H33V104H32ZM35 107V105H34ZM50 107V106H49ZM74 107V106H73ZM104 107V106H103ZM138 107V105H137ZM155 107V106H153ZM158 107V106H157ZM156 107V108H157ZM190 107V106H189ZM193 107V106H192ZM191 107V108H192ZM251 107V106H250ZM16 108V107H15ZM43 108V107H42ZM93 108V107H92ZM99 108V107H98ZM114 108H115V104H114ZM139 108V111L140 110L142 111L143 109H140L141 107H138ZM145 108V107H144ZM187 108V107H186ZM185 108V110H186ZM195 108V107H194ZM202 108V107H201ZM10 109H12L10 107ZM49 109V108H48ZM75 109V108H74ZM158 109V108H157ZM174 109V108H173ZM176 109V108H175ZM181 109V108H180ZM190 109V108H189ZM193 109V108H192ZM198 109V108H197ZM255 109V107H254ZM29 110V109H28ZM39 109H37V112H38ZM76 110V109H75ZM105 110V109H104ZM116 110V108L114 109ZM146 110V109H145ZM196 110V109H195ZM253 110V109H251ZM8 111H9V106L7 104V101L5 100L4 96H3V91L0 90V124L3 122L5 123V119H3V117L5 115L8 114ZM15 110H13L14 112ZM21 113V110L19 109L18 110ZM35 111V110H34ZM43 111V110H42ZM46 111V110H45ZM57 111V110H56ZM70 111V110H69ZM117 111V110H116ZM120 111V110H119ZM193 110H191L192 112ZM203 111V110H202ZM249 111V110H248ZM247 111V112H248ZM27 112V111H26ZM32 112V111H31ZM29 113V114H35V113ZM40 112V111H39ZM48 112V111H47ZM46 112V113H47ZM73 112V111H72ZM143 112V115L145 113H147L145 111H142ZM152 112V110H151ZM182 112V111H181ZM246 112V113H247ZM12 113V112H11ZM43 113V112H42ZM55 113V112H54ZM101 113L103 114L102 110H101ZM156 113V112H155ZM160 114L163 113V112H159ZM166 113V112H165ZM164 113V114H165ZM185 113V111H184ZM188 113V112H187ZM194 113V112H193ZM250 113V112H249ZM25 114V113H24ZM51 114V113H50ZM77 114V113H76ZM91 114V112L89 113ZM117 114H119L117 112ZM142 114V113H140ZM163 114V115H164ZM167 114V113H166ZM197 114V113H196ZM39 115V114H38ZM53 115V114H52ZM59 115V114H58ZM150 115V114H149ZM168 115V114H167ZM174 115V114H173ZM186 115H190V114H186ZM201 115V114H200ZM204 115V114H203ZM202 115V116H203ZM251 115V114H250ZM13 117V115H11ZM21 116V115H20ZM23 116V115H22ZM36 116V114H35ZM44 116V115H43ZM48 116V115H47ZM92 116V115H91ZM101 116V115H100ZM201 116V118H202ZM209 116V115H207ZM242 116V115H241ZM244 116V115H243ZM6 117V116H5ZM32 117V116H30ZM40 117V116H39ZM52 117V116H50ZM69 117V115H68ZM73 117V116H72ZM79 117V116H78ZM97 117V116H96ZM164 117V116H163ZM168 117V116H167ZM181 117V116H179ZM205 116H203L204 118ZM240 117V116H239ZM16 119H18V117H15ZM22 118V117H21ZM19 118V119H21ZM34 118V117H33ZM41 118V117H40ZM44 118V117H43ZM70 118V117H69ZM76 118V117H75ZM80 118V117H79ZM113 118V117H112ZM139 118V117H137ZM149 118V117H148ZM152 118V117H151ZM157 118V117H156ZM166 118V117H165ZM178 118V117H177ZM195 118V117H194ZM200 118V119H201ZM8 119H11V118H8ZM26 119V118H25ZM32 119V118H31ZM37 119V118H35ZM53 119V118H52ZM51 119V120H52ZM87 119V118H86ZM93 119V117H92ZM126 119V118H125ZM132 119V118H131ZM144 119H147L144 118ZM209 119V117H208ZM212 119V118H211ZM4 120V121H3ZM41 120V119H40ZM54 120V119H53ZM73 120V119H72ZM91 120V118H90ZM102 120V119H101ZM106 120V119H105ZM117 120V119H116ZM136 120V119H134ZM175 121V119H173ZM172 120V121H173ZM183 120V119H182ZM187 120V119H186ZM207 120V118H206ZM12 121V120H11ZM18 121V120H17ZM25 121V120H24ZM24 121L22 122L24 124ZM34 121V120H32ZM37 121V120H36ZM109 121V119H108ZM114 121V120H113ZM143 121V120H142ZM171 121V122H172ZM181 121V120H179ZM198 121V120H197ZM210 121V120H208ZM238 121V119H237ZM13 122V121H12ZM16 122V120L14 121ZM19 122V121H18ZM27 122V121H26ZM50 122V121H49ZM58 122V120H57ZM87 122V121H86ZM92 122V121H91ZM129 123V121H127ZM193 122V121H192ZM248 122V123H247ZM19 127L22 126L21 125V121L19 122ZM36 124H40L41 122L38 121L35 122ZM34 123V124H35ZM59 123V122H58ZM56 123V124H58ZM101 123V122H100ZM246 123L248 125H246ZM10 124V123H9ZM31 124V123H30ZM33 124V128L35 127ZM62 124V123H61ZM74 124H77L74 122ZM120 124H121V121H120ZM123 126L125 125L123 122H122ZM121 124V125H122ZM127 124V123H126ZM157 124V123H156ZM199 124V123H198ZM212 126L215 124L211 123ZM210 124V125H211ZM6 125V124H5ZM4 125V126H5ZM14 125V123L12 124ZM12 125H10L12 127ZM17 125V123H16ZM42 125V124H40ZM39 125V127H40ZM51 125V124H50ZM55 125V124H54ZM160 125V123H159ZM197 125V124H196ZM200 125V124H199ZM202 125V124H201ZM205 125V124H204ZM2 126V125H1ZM2 126V127H4ZM30 126V125H29ZM171 126V124H170ZM192 126V125H191ZM198 126V125H197ZM203 126V125H202ZM200 126L201 128L205 127V126ZM216 126V125H215ZM14 128L13 129H17L15 128L16 126H13ZM42 127V126H41ZM59 127V126H58ZM75 127V126H73ZM194 127L196 128V126L194 125ZM193 127V128H194ZM199 127V128H200ZM209 127V126H208ZM211 127V126H210ZM7 129H12V128H8V127H5ZM43 128V127H42ZM54 128V127H53ZM57 128V126H56ZM96 128V127H95ZM105 128V127H104ZM158 128V126H157ZM167 128V126H166ZM192 128V127H191ZM212 128V127H211ZM215 128V127H214ZM40 129V128H39ZM162 129V128H161ZM177 129V128H176ZM217 129V128H216ZM2 130V128H1ZM25 130V129H24ZM32 130V128L30 129V131ZM43 130V129H42ZM67 130H69L67 128ZM72 130V129H71ZM70 130V131H71ZM154 130V129H153ZM152 130V131H153ZM170 130V129H168ZM186 130V129H185ZM193 130V129H192ZM191 130V131H192ZM196 130V129H194ZM198 130V128H197ZM210 130V129H208ZM214 130V129H213ZM212 130V131H213ZM217 130V131H218ZM239 131L238 133L236 131ZM4 131V130H3ZM11 131V130H10ZM14 131V130H13ZM18 131V130H17ZM40 130H38L39 132ZM63 131V130H62ZM76 131V130H75ZM83 131V130H82ZM140 131V130H139ZM161 131V130H160ZM2 132V131H1ZM0 132V133H1ZM9 132V131H8ZM22 132V131H21ZM29 132V131H26V133ZM41 132V131H40ZM43 132V131H42ZM47 132V131H46ZM65 132V131H64ZM84 132V131H83ZM155 132H159V131H155ZM163 132V131H162ZM166 132V131H165ZM170 132V131H169ZM207 132V131H206ZM6 133V132H5ZM12 133V132H11ZM14 133V132H13ZM12 133V134H13ZM25 134V132H23ZM31 133V132H30ZM37 133V132H36ZM53 133V132H52ZM56 133V132H55ZM73 133V132H72ZM156 133V134H157ZM168 133V132H167ZM182 133V132H181ZM180 133V134H181ZM185 133V132H184ZM198 133V131L196 132V134ZM203 133V132H202ZM210 133V132H209ZM208 132L206 134H209ZM215 134V131L213 132ZM15 134V133H14ZM40 134V133H39ZM42 134V133H41ZM44 134V133H43ZM48 133H46L47 135ZM85 134V133H84ZM146 134V133H145ZM155 134V135H156ZM159 134V133H158ZM179 134V135H180ZM183 134V133H182ZM186 134V133H185ZM184 134V135H185ZM219 134V133H217ZM21 135V134H20ZM28 135V134H27ZM31 135V134H29ZM34 135V134H33ZM73 135V134H72ZM110 135H111V132H110ZM131 136V134H129ZM135 135V134H134ZM141 135V134H140ZM178 135V136H179ZM187 135V134H186ZM189 135H190V132H189ZM192 135V134H191ZM212 135V133H211ZM39 136V135H38ZM45 136V135H44ZM48 136V135H47ZM54 136V135H53ZM71 136V135H70ZM81 136V135H79ZM107 136V135H105ZM145 136V135H144ZM158 136V135H157ZM156 136V137H157ZM165 136V135H164ZM167 136V134H166ZM169 136V135H168ZM168 136H167V139H168ZM181 136V135H180ZM183 136V135H182ZM201 136V134H200ZM10 137V136H9ZM8 137V138H9ZM26 136L24 135V138ZM36 137V136H34ZM33 137V138H34ZM40 137H42V135H40ZM39 137V138H40ZM58 137V136H57ZM149 137V136H148ZM152 138L151 139H154L153 136H151ZM185 137V136H184ZM207 137V136H206ZM212 137V136H211ZM215 137V136H213ZM13 138V137H12ZM16 138V136L14 137ZM23 138V139H24ZM45 138V137H44ZM43 138V139H44ZM48 138V137H47ZM66 138V137H65ZM146 138V137H144ZM162 138V137H161ZM174 138V137H173ZM22 139V141H23ZM31 139V137H30ZM49 139V138H48ZM123 139V138H122ZM126 139V138H125ZM138 139V138H137ZM157 139V138H156ZM166 139V140H167ZM170 139V138H169ZM186 139V138H184ZM206 140V138H204ZM216 139V137H215ZM218 139V138H217ZM0 140L2 141L1 145L2 147L0 149H2L1 151H5L4 153H7L6 155L9 156V151H10V145L7 143V139L3 136V134H0ZM11 140V139H10ZM17 140V139H16ZM38 140V139H37ZM36 140V141H37ZM51 140V139H50ZM50 140H48L50 142ZM60 142L61 139H59ZM127 140V139H126ZM139 140V139H138ZM142 140V139H141ZM140 140V141H141ZM177 140V139H176ZM22 141H21V144H22ZM32 141V140H31ZM42 141V140H41ZM79 141V140H78ZM102 141V140H101ZM104 141V140H103ZM132 141V140H131ZM161 141V140H160ZM164 140H162L163 142ZM171 141V140H170ZM186 141V140H185ZM187 141H189L187 139ZM196 141V140H195ZM207 141V140H206ZM212 141V140H211ZM13 140H11V142L9 141V143H12ZM28 142V141H27ZM35 142V141H33ZM48 142V144H49ZM70 142V141H69ZM112 142V141H111ZM129 142V141H128ZM145 142V141H144ZM158 142V141H157ZM167 142V141H166ZM179 142V141H178ZM184 142V141H183ZM190 142V141H189ZM194 142V141H193ZM197 142V141H196ZM203 142V141H202ZM15 143V142H14ZM20 143V142H18ZM17 143V145H18ZM24 143V141H23ZM46 143V142H44ZM55 143V142H54ZM116 143V141L114 142ZM127 143V142H126ZM143 143V141H142ZM160 143V142H159ZM171 143V142H170ZM195 143V142H194ZM206 143V142H204ZM215 143V142H214ZM19 144V145H21ZM26 144V142L24 143V145ZM29 144V143H28ZM33 144V143H32ZM32 144L30 145V149ZM175 144V143H174ZM211 144V143H210ZM218 144V143H217ZM220 144V142H219ZM15 145V144H14ZM27 145V144H26ZM25 145V147H26ZM46 145V144H45ZM52 146L54 144H51ZM66 145V144H65ZM69 145V144H68ZM76 145V144H75ZM123 145V144H122ZM128 145V143L126 144ZM129 145H130V142H129ZM128 145V146H129ZM150 145V144H149ZM156 145V144H155ZM158 145V144H157ZM176 145V144H175ZM188 146V144H186ZM194 145V144H193ZM197 145V144H196ZM195 145V146H196ZM221 145V144H220ZM228 145V146H229ZM35 146H37L35 144ZM48 146V145H47ZM112 146V145H111ZM171 146V145H169ZM212 146V145H211ZM18 148V146H16ZM39 147V145H38ZM45 147V146H43ZM42 147V149H43ZM70 147V146H69ZM74 147V146H73ZM105 147V146H104ZM179 147V145H178ZM191 147V146H190ZM220 147V146H219ZM218 147V148H219ZM223 147V145H222ZM46 148V147H45ZM50 148V147H49ZM77 148V146H76ZM111 148V147H109ZM125 148V147H124ZM173 148H174V145H173ZM192 148V147H191ZM199 148V147H198ZM206 148V147H205ZM226 148V147H225ZM224 148V149H225ZM18 149H21V148H18ZM27 149V148H26ZM34 149V148H33ZM32 149V150H33ZM41 149V151H42ZM78 149V148H77ZM105 149V148H104ZM130 149V147H129ZM210 149V148H208ZM217 149V148H216ZM17 150V149H15ZM24 150V149H23ZM35 150V149H34ZM39 150V149H38ZM45 150V149H44ZM51 150V148H50ZM55 150V148H54ZM110 150V149H108ZM114 150V148H113ZM118 150V149H117ZM134 150V149H133ZM178 150V149H177ZM228 150V149H227ZM21 154H24L25 151H22L20 150ZM29 151V149H28ZM46 151V150H45ZM49 151V150H48ZM57 151V150H56ZM56 151L54 153H56ZM123 151V150H121ZM151 151V150H150ZM211 151V149H210ZM215 151V150H214ZM218 151V150H216ZM215 151V152H216ZM229 151V150H228ZM239 151V152H238ZM2 152V153H3ZM14 152V151H13ZM27 152V151H26ZM32 152V151H31ZM30 152V154H31ZM35 152V151H33ZM115 152V151H114ZM113 152V153H114ZM124 152V151H123ZM143 152V151H142ZM160 152V151H159ZM181 152V150H180ZM214 152V153H215ZM224 152V151H223ZM3 153V154H4ZM10 153H12L10 151ZM17 153V154H16ZM15 154L16 155H19L18 153L19 152H16ZM70 153V152H69ZM79 153V151H78ZM122 153V152H121ZM151 153V152H150ZM217 153H220V152H217ZM28 154V153H27ZM27 154L25 153V155L27 156ZM29 154V155H30ZM38 154H39V151H38ZM66 154V153H65ZM81 154V153H80ZM115 154V153H114ZM124 154V153H122ZM120 154V155H122ZM129 154V153H128ZM179 154V153H178ZM213 154V153H211ZM222 154V153H221ZM225 154V153H224ZM5 155V154H4ZM15 155V157H16ZM28 155V157H29ZM40 155V154H39ZM45 155V154H44ZM64 155V154H63ZM130 155V154H129ZM216 155V154H215ZM7 156V157H8ZM21 156V155H20ZM24 156V155H22ZM31 156V155H30ZM33 156V155H32ZM46 156V155H45ZM51 156V154L49 155ZM55 156V154H54ZM67 156V155H66ZM154 156H157V155H154ZM159 156V155H158ZM162 156V155H161ZM186 156V155H185ZM184 156V157H185ZM196 156V155H195ZM200 156V155H199ZM5 156H3L2 158H4ZM12 157V156H11ZM15 157H13L11 160H13ZM19 157V156H18ZM38 156H36L37 158ZM44 157V156H43ZM48 157V156H47ZM58 157V155H57ZM55 157V158H57ZM65 157V156H64ZM150 157V156H149ZM166 157V158H167ZM215 157V156H214ZM229 157V156H228ZM231 157V156H230ZM10 158V156H9ZM8 158V160H9ZM17 158V157H16ZM22 158V157H21ZM24 158L25 156L22 158L23 161H24ZM52 158V157H51ZM54 158V159H55ZM127 158V157H126ZM131 158V156H130ZM154 158V157H153ZM195 158V157H194ZM198 158V156H197ZM202 158V156H201ZM6 159V158H5ZM22 159H19L20 161ZM26 159V158H25ZM29 158H27L28 160ZM32 159V158H31ZM42 159V158H41ZM46 159V158H45ZM50 159V158H49ZM53 159V158H52ZM51 159V161H52ZM53 159V160H54ZM77 159V158H76ZM113 159H115L113 157ZM128 159V158H127ZM132 159V158H131ZM137 159V158H136ZM203 159V158H202ZM207 159V158H206ZM221 159V158H220ZM226 159V158H225ZM229 159V158H228ZM4 160V159H3ZM16 160V159H14ZM18 160V159H17ZM59 160V158H58ZM64 160V159H63ZM68 160V159H67ZM80 161V159H78ZM149 160V159H148ZM155 160V159H154ZM158 160V159H157ZM180 160V159H179ZM182 160V159H181ZM189 160V159H188ZM192 160V159H190ZM195 160V159H194ZM204 160V159H203ZM212 160V159H211ZM210 160V161H211ZM1 161V160H0ZM41 161V160H40ZM43 161V160H42ZM49 161V162H51ZM56 161V160H55ZM71 161V160H70ZM103 161V160H102ZM110 161V160H109ZM153 161V160H152ZM161 161V160H160ZM209 161V160H207ZM215 161V160H214ZM13 162V161H11ZM22 162V161H21ZM21 162L19 164H21ZM37 162V161H36ZM44 162V161H43ZM42 162V163H43ZM59 162V161H58ZM66 162V161H65ZM72 162V161H71ZM99 162V161H98ZM105 162V161H104ZM132 162V161H131ZM147 162V161H146ZM157 162V161H156ZM159 162V161H158ZM194 162V161H193ZM200 162V161H199ZM203 162V161H202ZM205 162V161H204ZM218 162V161H217ZM223 162V161H222ZM226 162V161H225ZM17 161H16V165H17ZM24 163L25 165V161L22 162ZM28 163V162H26ZM52 163V162H51ZM54 163V162H53ZM82 162L80 161V164ZM100 163V162H99ZM113 163V162H112ZM121 163V162H119ZM133 163V162H132ZM149 163V162H148ZM160 163V162H159ZM162 163V161H161ZM165 163V159H164V162ZM189 163V162H188ZM207 163V162H205ZM204 163V164H205ZM224 163V162H223ZM18 164V165H19ZM29 164V163H28ZM150 164V163H149ZM156 164V163H155ZM203 164V165H204ZM37 165V164H36ZM39 165V164H38ZM49 165V164H48ZM53 165H56V164H53ZM115 165V163H114ZM200 165V164H199ZM198 165V166H199ZM20 166V165H19ZM29 166V165H28ZM27 166V168L29 169V167ZM40 166V165H39ZM43 166V164H42ZM47 165H45L46 167ZM77 166V165H76ZM90 166V165H89ZM116 166V165H115ZM125 166V165H124ZM207 166V165H206ZM222 166V165H221ZM16 167V166H15ZM23 167V166H22ZM22 167L20 168V170L22 169ZM50 166H48L49 168ZM53 167V166H52ZM75 167V166H74ZM73 167V168H74ZM95 167V166H94ZM117 167V166H116ZM158 167V166H157ZM215 167V166H214ZM13 168H14V165H13ZM24 168V167H23ZM31 168V167H30ZM33 168V167H32ZM36 168V167H35ZM34 168V169H35ZM72 168V169H73ZM78 168V167H77ZM81 168V167H80ZM106 168V167H105ZM122 168V167H121ZM147 168V167H146ZM145 168V169H146ZM210 168V167H209ZM15 169V168H14ZM41 169V168H40ZM54 169V167H53ZM69 169V168H68ZM90 169V167H89ZM103 169V168H102ZM120 169V168H119ZM118 169V170H119ZM123 169V168H122ZM121 169V170H122ZM144 169V168H143ZM150 169V168H149ZM153 169V168H151ZM158 169V168H157ZM199 169V168H198ZM202 169V168H201ZM206 169V168H205ZM11 170L10 166L8 165V163L5 161H3L2 163H0V175L2 176L3 174H5L6 172L8 173L9 171ZM30 170V169H29ZM39 170V169H38ZM45 170H47L45 168ZM65 171V169H62ZM91 170V169H90ZM113 170V169H112ZM125 169H123L124 171ZM147 170V169H146ZM209 170V169H207ZM24 171V170H22ZM35 171V170H34ZM51 171V170H50ZM53 171V170H52ZM86 171V170H84ZM96 171H98V169H96ZM105 171V170H104ZM157 171V170H155ZM201 171V170H200ZM26 171H24L25 173ZM31 172V170H30ZM29 172V173H30ZM42 172V171H41ZM54 172V171H53ZM57 172V171H56ZM72 172V171H71ZM87 172V171H86ZM100 172V171H99ZM120 172V171H119ZM16 173V172H15ZM33 173V172H32ZM49 173V172H48ZM64 173V172H63ZM67 173V172H66ZM76 173V172H75ZM88 173V172H87ZM86 173V174H87ZM102 173V172H101ZM104 173V172H103ZM107 173V171L105 172ZM201 173V172H200ZM10 174H11V171H10ZM23 173H21L22 175ZM27 174V173H25ZM31 174V173H30ZM79 174V173H78ZM77 174V176H78ZM115 174V173H114ZM12 175V174H11ZM18 175V174H16ZM15 175V176H16ZM29 175V174H28ZM35 175V174H34ZM43 175V173H42ZM49 175V174H48ZM52 175V174H51ZM67 175V174H66ZM69 175V174H68ZM73 175V174H72ZM82 175V174H81ZM95 175H99V174H95ZM94 175V176H95ZM102 175V174H101ZM134 175V174H133ZM0 176V177H1ZM25 176V175H23ZM30 176V175H29ZM41 176V175H40ZM45 176V174H44ZM62 176V175H61ZM76 176V177H77ZM84 176V175H83ZM88 176V175H87ZM92 176V175H91ZM103 176V175H102ZM109 176V175H108ZM127 176V175H126ZM21 177V176H19ZM19 177H15V180L16 178L18 179ZM33 177V175H32ZM35 177V176H34ZM36 177L38 178V176L36 175ZM54 178H56V175L54 176ZM68 177V176H67ZM66 177V178H67ZM72 176H70L71 178ZM75 177V176H74ZM75 177V178H76ZM107 177V176H106ZM104 176V178H106ZM122 177V176H121ZM130 177V175H129ZM10 178V176H9ZM26 177H24L25 179ZM40 178V177H39ZM46 178V177H45ZM79 178V177H78ZM85 178V176H84ZM109 178V177H108ZM118 178V177H117ZM36 179V178H35ZM34 179V180H35ZM47 179V178H46ZM57 179V178H56ZM110 179V178H109ZM128 179V178H127ZM127 179H124V180H127ZM132 179V178H130ZM1 180V179H0ZM8 180V179H6ZM20 180V179H19ZM27 181V179H25ZM31 180V178H30ZM69 180V179H68ZM75 180V179H74ZM87 180V179H86ZM90 180V179H89ZM95 180V179H94ZM98 180V179H97ZM111 180V179H110ZM2 181V180H1ZM10 181V180H9ZM8 181V182H9ZM14 181V180H12ZM11 181V182H12ZM23 181V180H22ZM62 181V180H61ZM91 181V180H90ZM102 181V180H101ZM122 181V180H121ZM15 182V181H14ZM14 182H12L11 184H14ZM30 182V181H29ZM38 182V181H37ZM43 182V181H42ZM45 182V181H44ZM47 182V181H46ZM49 182V181H48ZM58 183V181H56ZM64 182V181H63ZM71 182V180H70ZM82 182V181H81ZM86 182V181H85ZM84 182V183H85ZM104 182V180H103ZM6 183V182H5ZM28 183V181H27ZM36 183V182H35ZM61 183V182H60ZM65 183V182H64ZM105 183V182H104ZM120 183V182H119ZM129 183V182H128ZM127 183V184H128ZM18 185V180H17V183H15ZM26 184V183H25ZM29 184V183H28ZM27 184V185H28ZM30 184H32L30 182ZM63 184V183H62ZM66 184V183H65ZM64 184V185H65ZM72 184V183H71ZM87 184V183H86ZM99 184V182H98ZM101 184V182H100ZM110 184V183H109ZM109 184H105V185H108V189H109ZM10 185V184H9ZM16 185V186H17ZM45 185V184H44ZM49 185V184H48ZM53 185V184H52ZM57 185V184H56ZM70 185V184H68ZM82 185V184H81ZM93 185V183H92ZM5 186V185H4ZM11 186V185H10ZM13 186V185H12ZM30 186V185H29ZM42 186V185H40ZM58 186V185H57ZM71 186V185H70ZM76 186V185H75ZM74 186V187H75ZM91 186V185H90ZM95 186V185H93ZM98 186V185H97ZM95 186V188L97 187ZM112 186V185H111ZM124 186V184H123ZM129 187V185H127ZM14 187V186H13ZM18 187V190H19V186ZM33 187V186H31ZM39 187V186H38ZM44 187V186H42ZM51 187V186H50ZM59 187V186H58ZM64 188V186L61 185V188ZM78 187V186H77ZM84 187V186H82ZM80 187V188H82ZM99 187V186H98ZM115 187V186H114ZM127 187V188H128ZM25 188V187H23ZM34 188V187H33ZM45 188V187H44ZM66 188V187H65ZM68 188V187H67ZM90 188H93V187H90ZM107 188V187H106ZM131 188V187H130ZM15 189V188H14ZM17 189V188H16ZM47 189V188H46ZM51 189V188H50ZM69 189V188H68ZM71 189V188H70ZM94 189V188H93ZM104 189V188H103ZM111 189V188H110ZM2 190V189H0ZM11 190V189H9ZM26 190V189H25ZM44 190V189H43ZM48 190V189H47ZM77 190V189H76ZM92 190V189H91ZM102 190V189H101ZM8 191V190H7ZM6 191V192H7ZM68 191V190H67ZM71 191V190H70ZM96 191V190H95ZM9 192V191H8ZM31 192V191H30ZM33 192H35L33 190ZM32 192V193H33ZM38 192V190H37ZM41 191H39V194H40ZM44 192V191H43ZM46 192V191H45ZM49 192V191H48ZM77 192V191H76ZM82 192V190H81ZM85 192V191H84ZM90 192V191H89ZM100 192V191H99ZM107 192V191H105ZM4 193V192H3ZM10 193V192H9ZM15 193V192H14ZM18 193V192H17ZM25 193V192H24ZM29 193V191H28ZM53 193V192H52ZM63 193V192H61ZM73 193V192H72ZM83 193V192H82ZM91 193V192H90ZM102 193V192H100ZM16 194V193H15ZM20 194V193H19ZM36 194V192L34 193ZM79 194V192H78ZM84 194V193H83ZM115 194V193H114ZM5 195V194H4ZM8 195V196H7ZM6 196L9 197L10 194H7ZM54 195H57V192L56 194ZM61 195V194H60ZM68 195V194H67ZM82 195V194H81ZM87 195V194H86ZM105 195V194H104ZM107 195V194H106ZM25 196V195H24ZM33 196V195H31ZM30 196V197H31ZM36 196V195H34ZM43 196V195H42ZM41 196V197H42ZM53 196V194H52ZM51 196V197H52ZM71 196V195H70ZM73 196V195H72ZM91 196V195H89ZM94 196V195H93ZM96 196V194H95ZM109 197H112L114 195H108ZM16 197V196H15ZM14 197V198H15ZM20 197V196H19ZM19 197H17V199H19ZM30 197H28L30 199ZM39 197V195H38ZM40 197V198H41ZM62 197V196H61ZM83 197V196H82ZM86 197V196H85ZM97 197H98V194H97ZM118 197V196H117ZM10 199L11 196L9 197ZM9 198H8V201H9ZM13 198V199H14ZM32 198V197H31ZM34 198V197H33ZM32 198V200H34ZM54 198V197H53ZM59 198V197H57ZM76 198H77V195H76ZM102 198V196L100 197ZM99 198V199H100ZM115 198V197H114ZM112 198V199H114ZM0 199H4V198H0ZM12 199V200H13ZM16 199V198H15ZM36 199V198H35ZM50 199V198H48ZM65 199V197H64ZM68 199V198H67ZM81 199V198H80ZM93 199V198H92ZM96 199V198H94ZM92 200V201H95V200ZM105 199H106V196H105ZM104 199V200H105ZM25 201V199H23ZM43 200V199H42ZM55 201V199H53ZM62 201V199L60 198L58 201ZM69 200V199H68ZM6 201V200H5ZM15 201V200H13ZM17 204L20 203L21 204V201L17 200ZM36 201V200H34ZM39 201V199L37 200V202ZM53 201V203H55ZM65 200H63L62 202H64ZM83 201V200H82ZM97 201V200H96ZM106 201V200H105ZM119 202V200H116ZM49 202V201H48ZM51 202V201H50ZM87 202V200H86ZM128 202V201H127ZM26 203H28L26 201ZM33 203V202H32ZM52 203V202H51ZM68 203V202H66ZM70 203V202H69ZM68 203V204H69ZM77 203V201H76ZM124 203V202H123ZM7 204V203H6ZM5 204V206H6ZM31 204V203H30ZM40 204V202H39ZM37 204V205H39ZM57 204V202H56ZM74 204V203H73ZM88 204V203H87ZM101 204V203H100ZM23 205H24V202H23ZM41 205V204H40ZM48 205V204H47ZM55 205V204H54ZM53 205V206H54ZM61 205V204H60ZM63 205V204H62ZM72 204H70L71 206ZM89 205V204H88ZM95 204H93L94 206ZM96 205H98L96 203ZM124 205V204H122ZM1 206V205H0ZM10 206V205H8ZM17 208L16 205L14 204L13 206H11L12 208ZM34 207V205H32ZM52 206V207H53ZM65 206V204H64ZM113 206V205H112ZM127 206V205H125ZM3 207V205H2ZM1 207V208H2ZM32 207V208H33ZM37 207V206H36ZM49 206H47L48 208ZM55 207V206H54ZM62 207V206H61ZM103 207V206H102ZM111 207V206H110ZM0 208V209H1ZM6 207L3 208V210H6L5 209ZM19 208V207H18ZM24 208V207H23ZM22 208V209H23ZM44 208V207H43ZM50 208V207H49ZM48 208V209H49ZM69 208V207H68ZM75 208V207H74ZM90 210L92 208L88 207ZM97 208V207H96ZM106 208V206H105ZM123 208V207H122ZM125 208V207H124ZM39 209V208H38ZM52 209V208H51ZM57 209V208H56ZM100 209V208H99ZM103 209V208H102ZM110 209V208H109ZM113 209V208H112ZM118 209H121V208H118ZM233 209V211L231 212V210ZM2 210V209H1ZM61 210V209H60ZM83 210V208L81 209V211ZM104 210V209H103ZM14 211V209H13ZM24 211V210H22ZM28 211V210H27ZM40 211V210H39ZM89 211V210H87ZM92 211H94V209H92ZM91 211V212H92ZM98 211V210H96ZM106 211V210H105ZM113 211H115L113 209ZM115 211V212H116ZM36 212V211H35ZM42 212V211H41ZM40 212V213H41ZM56 212V210H55ZM70 212V211H69ZM85 212V210L83 211ZM0 213H4V212H0ZM12 213V212H11ZM18 213H20V210L18 211ZM18 213H16L18 216H22V215H19ZM39 213V214H40ZM49 213V212H48ZM54 212H52L53 214ZM60 217H57L56 221L54 220V224H55V227L52 225V229L50 230H53L54 228L56 230L52 231L54 232V235L56 236L57 234H60L61 232V229L63 227H68L66 226V219L67 217V213L66 211H61L58 212ZM78 213V211H77ZM38 214V213H37ZM43 213H41L42 215ZM45 214V213H44ZM51 214V213H50ZM51 214V215H52ZM69 214V213H68ZM79 214V213H78ZM107 214V213H105ZM109 216L112 218V215ZM4 215V214H3ZM1 215V216H3ZM6 215V214H5ZM11 215V214H10ZM30 215V214H29ZM32 215V214H31ZM30 215V216H31ZM40 215V216H41ZM104 215V214H103ZM108 215V214H107ZM110 215V213H109ZM9 216V215H8ZM44 216V215H43ZM47 216V215H46ZM45 216V217H46ZM57 216V215H56ZM73 215H71L72 217ZM77 216V214H76ZM84 216V215H82ZM7 217V216H6ZM34 217V215H33ZM53 217V216H52ZM51 217V218H52ZM69 217V218H71ZM79 217V216H77ZM86 217H88L86 215ZM92 217V216H91ZM97 217H100V216H97ZM105 217V215H104ZM9 218V217H8ZM7 218V219H8ZM25 218V217H23ZM31 218V217H30ZM41 218V217H40ZM73 218V217H72ZM80 218V217H79ZM82 218V217H81ZM80 218V219H81ZM4 219V218H3ZM0 218V220H3ZM6 219V218H5ZM4 219V220H5ZM11 219V218H10ZM48 219V218H47ZM79 219V220H80ZM98 219V218H97ZM103 219V218H102ZM27 220V219H25ZM53 220V219H52ZM69 219H67L68 221ZM74 220V218H73ZM73 220L71 222H73ZM77 220V219H76ZM84 220V219H82ZM92 220V219H91ZM90 220V221H91ZM14 221V220H13ZM39 221V220H38ZM51 221V220H50ZM78 221V220H77ZM99 221V219H98ZM8 222V221H7ZM5 221H3V223H7ZM24 222V221H23ZM40 222V221H39ZM48 222V221H47ZM52 222V221H51ZM96 222V221H95ZM94 222V223H95ZM104 222V221H103ZM105 222V223H106ZM49 223V222H48ZM47 223V224H48ZM80 222H77V224H79ZM85 223V222H84ZM186 225H189L191 226L192 228H195L196 227V224H197V220L196 219H190V220H187L186 222ZM2 224V223H1ZM37 224V223H35ZM41 224V223H40ZM52 223H50L51 225ZM70 224V222H69ZM82 224V223H81ZM80 224V225H81ZM89 224V223H88ZM97 224V222H96ZM95 224V225H96ZM75 225V224H74ZM105 225V224H104ZM4 226V225H3ZM17 226V231L15 229L16 232H13V233H10L8 232V229L6 228H1L2 231L0 232V260H3L6 258V253H5V250H4V247H3V242L5 240V238H8L13 246L15 247V249H17L18 247H20L19 245V237H21L25 231V226L22 224V223H18ZM31 226V225H30ZM38 226V225H37ZM49 226V225H48ZM88 226V225H87ZM86 226V227H87ZM97 228L99 227L98 225H96ZM70 227V226H69ZM74 226H71L70 228H72ZM95 227V226H94ZM32 228V227H31ZM44 228V227H42ZM41 228V229H42ZM46 228V227H45ZM64 228V229H65ZM90 228V227H89ZM93 228V227H92ZM96 228V227H95ZM37 229V228H36ZM49 229V228H48ZM66 230V229H65ZM82 230V229H81ZM29 231V229H28ZM36 231V230H35ZM38 231V230H37ZM45 231V230H44ZM61 231V232H60ZM78 231V230H77ZM77 231L75 233H77ZM86 231V230H85ZM31 232V231H30ZM29 232V233H30ZM40 232V230L38 231ZM37 232V233H38ZM52 232L50 231V233L52 234ZM66 232V231H65ZM79 232V231H78ZM90 232V230H89ZM92 232V231H91ZM94 232V231H93ZM92 233H88V235H92ZM27 233V232H26ZM49 233V235H50ZM82 233V232H81ZM95 233V232H94ZM161 233L164 234V238H161ZM40 234V233H38ZM42 234V233H41ZM67 234V233H66ZM79 234V233H78ZM63 235V234H62ZM60 234V237L62 236ZM82 235V234H81ZM85 235V234H84ZM87 235V234H86ZM94 235V234H93ZM97 235V234H96ZM30 235H28L29 237ZM41 236V235H39ZM50 236H53L50 235ZM59 236V235H58ZM65 236V235H64ZM98 236H96L98 238ZM44 237V236H43ZM77 237V236H76ZM82 237V236H81ZM48 238V237H47ZM46 238V239H47ZM55 238V237H54ZM52 238V239H54ZM59 238V237H58ZM79 238V237H78ZM27 239V238H25ZM37 239V238H36ZM42 239V238H41ZM51 239V238H50ZM57 239V238H56ZM95 239V237H94ZM30 240V239H29ZM43 240V239H42ZM85 240V239H83ZM22 241V239L20 240ZM28 241V240H27ZM33 241V240H32ZM31 241V243H32ZM58 241V240H57ZM82 241V239H81ZM86 241V240H85ZM88 242H89V239H88ZM93 242V241H92ZM100 242V243H101ZM22 243V242H21ZM29 243V241H28ZM36 243H37V240H36ZM53 243V242H52ZM71 243V242H70ZM81 243V242H80ZM83 243H86V242H83ZM35 244V243H34ZM33 244V245H34ZM39 244V243H38ZM49 244V243H48ZM75 244V243H74ZM93 244V243H92ZM58 245V244H57ZM54 244V246H57ZM86 245V244H85ZM97 245V244H96ZM26 246V244H25ZM36 246V245H34ZM61 246V245H60ZM64 246V245H63ZM67 246V245H66ZM70 246V244H69ZM76 246V245H75ZM75 246L73 248H75ZM24 247V246H23ZM62 247V246H61ZM81 247V246H80ZM84 247V246H83ZM81 247V248H83ZM86 247V246H85ZM26 248V247H25ZM28 248V247H27ZM37 248V247H36ZM40 248L42 249L41 245H40ZM52 248V247H51ZM64 248V247H63ZM88 248V247H87ZM91 248V247H90ZM89 248V250H90ZM100 248V249H101ZM60 249V248H59ZM68 248L65 249V251H67ZM92 249V248H91ZM93 249H97V248H93ZM31 250V248H30ZM38 250V249H37ZM40 250V249H39ZM49 250V249H48ZM61 250V249H60ZM74 250V249H73ZM76 250V249H75ZM74 250V252H75ZM81 250V249H80ZM26 251V249H25ZM32 251V250H31ZM35 251V249L33 250ZM32 251V252H33ZM44 251V250H43ZM56 251V250H55ZM93 251V250H92ZM19 252V250H18ZM36 252V251H35ZM42 252V251H41ZM40 252V254H42ZM45 252V251H44ZM52 252V251H51ZM79 252V251H78ZM87 252V251H86ZM91 252V250H90ZM100 252V251H98ZM21 253V251H20ZM50 254V252H48ZM66 253V252H65ZM70 253V251H69ZM81 253V252H80ZM88 253V252H87ZM30 254H33V253H30ZM29 254V255H30ZM37 254V253H36ZM39 254V251H38V256L40 255ZM64 254V253H63ZM61 254V255H63ZM73 254V253H72ZM76 254V252H75ZM84 254V252H83ZM70 255V254H68ZM78 255V254H76ZM81 255V254H80ZM85 255V254H84ZM94 255V254H93ZM27 256V255H25ZM35 256V255H34ZM47 256V255H46ZM51 256V254H50ZM58 256V255H57ZM42 257V256H41ZM49 257V256H48ZM61 257V256H60ZM78 257V256H77ZM91 257V255H90ZM94 257V256H93ZM16 259H20L22 258V255H19L17 253V255L14 257ZM28 258V257H27ZM76 258V257H75ZM87 258V257H86ZM24 259V258H23ZM22 259V260H23ZM38 259V257H37ZM39 259H40V256H39ZM66 259V258H65ZM64 259V260H65ZM80 259V258H79ZM89 259V258H87ZM91 259V258H90ZM28 260V259H26ZM42 260V259H41ZM43 260H46V262H48V259H43ZM52 260H54V258H52ZM62 260V261H64ZM75 260V259H73ZM59 261V260H58ZM40 262V261H39ZM38 263V262H37ZM37 263H34V264H37ZM45 263V262H44ZM43 263V264H44ZM51 263V262H50ZM48 263V264H50ZM27 264V263H26ZM47 264V263H45Z\"/></svg>","mask_w":264,"mask_h":264},{"label":"snow or ice","instance_id":"obj_3","mask_svg":"<svg viewBox=\"0 0 264 264\" xmlns=\"http://www.w3.org/2000/svg\"><path fill=\"white\" fill-rule=\"evenodd\" d=\"M189 7L215 8L213 3L188 5L180 3H144L139 5L114 4L107 0H97L96 3H85L84 0H63V2L41 3L25 7L18 18L22 24H34L38 29H53L68 18L87 19L93 30L98 34L112 39L109 27L114 22H123L125 17L135 20L141 25L147 17L144 9L179 10ZM225 9H259L264 16V0L252 3L250 0H238L237 3L221 5ZM8 8V5H5ZM197 17L190 16L186 20L184 30L178 35L182 42L189 32L196 28ZM264 60V49H262ZM56 75L62 76L66 69L63 58L55 62H36L33 64L35 74L48 73L53 67ZM261 86L264 91V68H262ZM37 85H33V95L37 94ZM163 146V142L161 147ZM260 190L259 196L253 195L251 202L246 205L243 216L237 225L224 227L223 221L218 219L206 205H199L196 201H188L177 197L175 202L169 201L163 208L153 213L159 222L169 220L173 223L175 233L181 237V242L174 251L171 260H145L142 264H264V130L260 144ZM87 211V209H84ZM196 219L195 228L186 225V221ZM161 238L164 234L161 233ZM3 247L6 258L0 264H25L23 260L14 258L17 251L12 242L5 238ZM62 264H106L105 261L80 259L65 260Z\"/></svg>","mask_w":264,"mask_h":264}]
</instances>
